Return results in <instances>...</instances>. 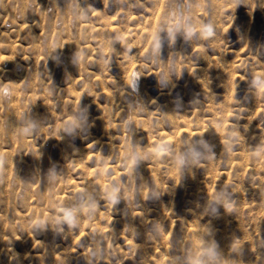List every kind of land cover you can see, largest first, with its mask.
<instances>
[{
  "label": "rangeland",
  "instance_id": "obj_1",
  "mask_svg": "<svg viewBox=\"0 0 264 264\" xmlns=\"http://www.w3.org/2000/svg\"><path fill=\"white\" fill-rule=\"evenodd\" d=\"M9 1L10 0H6L4 2L3 0L2 2H4V4L0 2L1 10H3L4 8H7V6H9L8 10L10 12H12L14 9L12 13L15 15V19L13 18L14 15L13 16L11 15L12 17L10 18V20L11 21L13 20L15 24H16V21L18 24L19 21L23 20V22H21L22 24L20 22L19 24L23 26H31L32 24L33 26L31 27L33 30L31 29V30H28L27 32L26 31L17 32L18 34L16 32H9V33H6L8 34L7 35L8 37L3 36L5 34L4 33L2 35V37L4 38L0 37V44H1L0 45V57H3L2 55L10 56L9 54L13 53L11 54L10 57L15 59V63H16L17 60H18L17 62H19L22 58H24V57H20V60H19V56L21 52H24L25 58L27 56L31 58L33 55L32 52L35 53L36 51V53L35 55H33L34 58L33 57L31 58L33 60L31 59L28 60V57H27L26 61L27 62L29 61L28 63L26 62L25 64V62H21L22 64H25L23 65V68L25 70L28 69V72L24 71L23 69V72H24L23 74L25 75H22V73L18 74L19 71H15L10 63H7V62L5 63V62L0 61V68L1 67L3 68V73L1 72L2 69H0V85L1 84L3 85L4 82L7 83V81L8 83H11L9 82V79H11V81L13 80L12 82L13 85L16 82L15 86H18V88L15 87L16 88L15 91L17 90V92H14V93H16V96H17V97L15 96L16 99L19 100L17 101L16 99H13L15 98L14 96L10 97L8 95L9 96L8 97L7 94L2 95V93H4L3 86L5 84L3 86H0V89H1L0 91V123H1L0 124V153L2 149V155L0 154V171L2 170V172H0V176H1L0 179H2L0 180V183H1L0 184V245H1L0 246V255H1L0 258H2L3 256V259L2 260L0 259L1 260L0 264H6V263L9 264V262L10 264H14V263L15 264H35V263L36 264L38 263L50 264L51 262H52L51 264H57V263L61 264L59 260L58 262L56 261L55 263H53L55 261L54 259L55 254H57L56 258L57 259L60 258V261H62L63 264L65 263L66 264H69V263L70 264H95L96 262H97L96 264H102V260L104 261L103 264H105L106 262L107 264H109V262L110 264L111 262L112 263L114 262L113 264H115V262L116 264H119L120 263L118 261L120 259L119 257L123 258L125 255H126L125 256L126 258H123L125 262L123 260V263H120V264H127V263L137 264L138 262L139 264H144V263L146 264L145 259H148L147 258L148 255H149L148 256L149 258L150 257L155 258L154 256H156L157 251H155L156 254L153 252L158 247L159 248L157 250L158 252L160 251L159 254L161 255L163 254L162 255L163 258L161 256L160 257L157 256L159 257L157 259L156 257L157 262L159 261L160 263L161 261L160 264H163L162 262L164 258H165L164 264H170V263L173 264L172 261L170 262V260L174 261V258H175V261H174L175 264L177 260H178L177 264H201L202 262L205 263L206 261H207L206 262L207 264H264V147H262V145L264 144L263 143L264 140H260V139H264L263 138L264 135H262L264 134V0H113V1L112 0H55L56 4L54 3V5L50 4L51 2L48 3L49 0L47 1L46 0H21V1L16 0V2H14L15 0L13 1L11 0L12 3L10 4H9ZM6 2H7V5H6ZM18 2L19 3L21 2L22 6L25 3L26 4L25 6L20 7L21 4L18 5ZM30 2L32 5L31 4L29 5ZM49 4L53 7H49L50 6ZM28 5L31 8L30 10L31 13H29V10H28L30 8H27ZM10 6L12 7L10 8ZM23 8H27V9H24L26 13L23 10ZM53 9L54 10L57 9L58 12L57 10L54 12ZM1 10H0V15H2ZM15 11L17 13H14ZM93 12L101 13L100 15H104L102 16V18L109 16L110 17L109 19L106 18L109 21H107L106 19H102L99 14L98 15L96 14L95 16ZM103 12L106 14H104ZM61 13L62 15H59ZM29 14H30V18L28 17ZM58 16H63L62 18L65 21L66 26L64 25V22H62L63 24L62 26L60 22L62 20H59L60 17ZM94 16L96 17V19ZM132 16H134L136 19L133 18ZM16 17H18L19 20L18 18L16 19ZM27 17L29 19H27ZM131 17L132 19H130ZM146 18H149V19L145 20ZM78 21L79 22L84 21L86 25L88 24L89 26L87 25L86 27V25L83 24L84 22L83 23L81 22V23L86 27V29L87 28L89 29L86 30L84 26L81 25ZM96 21H98V23ZM153 21L155 22V24H153L154 23ZM105 22L107 23L108 28L104 27L106 26L104 25L106 24ZM109 22H111L112 24H110ZM77 23L80 24L79 28H78L79 24L77 25ZM99 25L100 27L97 28ZM64 26L65 27L68 26L67 30L69 29V31L65 30L64 32V30H61ZM101 26H102V29H101ZM141 26L142 28L146 27L143 30L148 29L146 30L147 32L144 31L145 33H148V34L144 35L145 34L144 32L142 31L140 32V30H142ZM83 28L85 30L84 33L82 32ZM95 28L98 30L96 31ZM138 28H141V29H138ZM101 30H104V31L101 34H99ZM30 31L32 34L33 33L37 34L35 36L34 34L32 35L34 36V38L37 36L36 37L37 41L32 40L33 37L31 36V33L30 34L28 33ZM78 32L80 33L77 34ZM137 32H140V33L136 34ZM40 34H42L41 37H39ZM82 34L83 35L85 34V35L83 36ZM77 35L78 36L80 35L81 38L84 37L83 38L84 40L83 39L81 40V38L78 37ZM57 36L60 37L59 41L61 42V44H59L60 46H58L56 50H53L52 47H50V45ZM3 39H6V40L3 41ZM31 40L33 41V43ZM9 41H11L12 45L14 43V45L12 46ZM5 42L6 43L9 42V43L6 44ZM15 42H17L18 45H15L17 44ZM84 43L88 46L85 47ZM20 44H22L23 46L22 45L19 46ZM33 44L34 45L36 44L35 47ZM63 44H65V46H63ZM69 44H71V46H69ZM5 45L7 46L5 47ZM25 46H27V48ZM17 47H20V48L17 49ZM28 47H30L29 48L30 50L28 49ZM32 47H34L33 48L34 51L31 50ZM5 48H7L8 50ZM14 48L16 49V51H13L15 50ZM9 50H10V53H9ZM27 50L28 52L26 53ZM92 51L94 52L92 53ZM95 52L99 54L101 53L100 56L97 55V53ZM21 54L23 56V53ZM92 55L93 57L98 56L99 58L95 57L98 60L93 58ZM86 57L88 59L92 58L93 61L95 59L94 61L95 63L91 59L90 60L87 59L88 61L93 62L94 69H93L92 64L90 62H87ZM213 58H215V61H213L214 60ZM211 59L213 60L211 61ZM67 60L71 64L70 69H68L69 66L67 67L66 65L68 62ZM74 61H75V66L72 65L74 63H71ZM77 61L79 63L81 62L82 63L77 65L78 64ZM121 61L122 62L124 61L127 63H124V62L122 63ZM217 61L219 62L217 63ZM96 63L99 65H96ZM131 63H132L131 68H134V66L136 67L138 65L137 67L138 75L140 72L141 73L140 76L142 78L138 77L139 80L137 81L143 85V89L145 87L144 89L145 94H142L143 93L142 86L141 84L138 83L139 85L138 87L140 88L138 90L139 91L142 90L141 98L144 99L145 97V99L144 100L142 99L141 101L142 108L140 107L138 109H135L137 114L135 113V111L131 109L129 105L130 103L125 101L124 103L126 105V108L125 106L123 107L124 100L123 99L120 100V97H119V92L121 91V88L123 87L121 79L125 77L124 76L125 72H126L125 75L128 73L127 71H129V68H130L129 65ZM134 63L135 64L137 63V65H133ZM123 64H125V67H127V69L125 67L123 68L124 66ZM192 66L193 68L195 66L194 68L195 70L198 66L199 68V70L197 68L198 72L192 69ZM224 66L225 68L226 67L227 68L223 69ZM4 67L9 68L7 69L8 72L5 70L7 73L4 72ZM11 67L14 72L9 71L11 70L10 69ZM95 67L97 68L95 69ZM203 67H204V70H203ZM72 68L74 70H72ZM83 68H85L84 71L87 70L88 72L86 71L84 72ZM200 68H202L201 72H199ZM89 69L90 71L98 69L97 70L98 72L93 71L92 72L93 74H92L89 71ZM122 69H124V72ZM134 69L136 71V68ZM71 70L74 72H71ZM101 70H102V75L101 74L99 75L98 73H101ZM10 72L12 74L9 75ZM31 72L34 75H36L35 76L36 78L34 77V75L32 77ZM94 72H97L98 75L95 74ZM88 73H91L90 74L92 76L90 77L92 78L91 81L88 80L90 79L89 77L88 79L86 78V80H84L85 77L90 76ZM94 74L96 76H94ZM67 75L73 79V83L71 82L72 80H70V78ZM73 75L75 79L74 77H72ZM79 75H80V78H78ZM117 76L120 79H117L118 78ZM122 76L124 77L122 78ZM97 77L99 78L103 77L104 79L102 78V80L101 79L99 80ZM31 78L34 79V83L32 81L33 79ZM94 78H97V80ZM111 78H113V80ZM29 80H31V83ZM87 80H88L87 84H89L90 82L92 84H90L89 86L85 85L86 84L85 82H87ZM93 80H96L97 82L96 81H95L96 83L92 82ZM198 80L199 81L201 80L200 81L201 83L204 81L203 83H205L206 85H204L203 83L202 84L200 83L201 85H204V87L201 86ZM35 81L37 82V85ZM83 82H84V87H82ZM93 83H94V86H97V87L92 86ZM117 83H120V84H117ZM26 84L28 85L30 84V85L27 86ZM31 84H35V85L31 86ZM99 85L100 86L102 85L103 87L99 88V91H98ZM120 85L122 87H120ZM85 86H87L89 90L87 87L86 89ZM19 87H21L20 91H19ZM55 87H57L58 89L56 90ZM59 87L60 88L63 87V88L60 89ZM65 87H68L71 93L69 92L68 89L66 90ZM114 87L118 88V90L115 89ZM82 89H84L85 91ZM90 89L94 91L91 92ZM100 89H102L105 93H103V91H100ZM58 90H60L61 94H59ZM105 90L106 91L108 90L107 94ZM72 91L74 94L72 93ZM74 91L75 92L77 91L78 93L77 92L75 93ZM33 92L35 95H33ZM18 93H20L19 96H18ZM29 93L31 94V96H29ZM86 93L87 94L92 93V94L87 95ZM25 94H28L29 97ZM103 94L107 95L108 97L107 96L104 97ZM113 94L114 95L116 94L117 96L116 95L114 96ZM159 94L160 96H158ZM62 95L64 98L62 97ZM66 95L70 97H68L67 99ZM71 95L75 97V99H76V95H78L77 99L74 100V98ZM112 95H113V98H112ZM25 96L27 97L25 98ZM224 96H225V100H224ZM115 97H116V100L114 99ZM139 97L140 96L138 95V99H140ZM7 98L8 100L6 101ZM71 98L73 99L71 100ZM106 98H107V101L104 100ZM192 98L194 99L197 98V100L196 99L192 100ZM108 100L109 102L110 101L112 102L115 100L113 102L114 105L111 102L109 103ZM10 101H11V104L13 103L15 105V107L13 104L11 106ZM117 101L120 102V105H121L120 107L124 109V112L119 107H117L119 106L117 105L118 103ZM143 102L145 103V105H143L144 104ZM162 103L165 104L164 106H166L165 111L168 112V113L165 112L166 115L163 113L164 107ZM104 104L107 107V109L104 106ZM96 107L97 109L95 110ZM102 107L105 110H102L101 109ZM127 107H130L131 110H128L129 108ZM116 108H119V110H117ZM166 108L168 111L166 110ZM127 110H128V113H127ZM171 110L173 111V113L178 112V113H175L176 116L179 114L181 115L176 117L175 114H172ZM105 111H107L106 112L108 113L107 115L105 114ZM117 111L119 112L122 111L123 114H121V112L119 114V112ZM187 111H190L191 114L193 113L196 114L195 117L196 118L198 117L199 121L196 118L193 119L194 114L192 118L188 119L191 114L190 112H187ZM98 112L99 113L101 112V113L99 114ZM215 112L217 113L214 114ZM218 112L221 114H219ZM182 113H185V115L187 114L186 117H184V114ZM111 114H116V115L119 114L120 118L121 119L123 118V121L122 122L119 121L120 120L119 115L118 117L115 118L116 115L114 116ZM124 114H126L127 117L126 115L123 117ZM131 114H133V116H131ZM167 114H169L170 118L172 117L174 119L173 120L171 118V120H169V121H172L171 122L172 124H170V122L168 123L167 119H169V117H167ZM212 114H214L213 116H217L218 119L216 120L213 119V121H209L208 120L210 118L209 116H212ZM97 115L100 117H98ZM163 115L165 119L163 118ZM106 116L107 117L109 116V118H107ZM134 116L136 119L140 117V119H142V123L140 124L138 122H135L136 123L135 124L133 123V121L130 123L131 120L129 122H126V120ZM180 116H181V120L185 119V121L187 122H183V120L181 121L179 119ZM201 116H202V121L200 120ZM213 116L210 118L211 120L212 118H216ZM94 117L96 118L95 120L96 122H94V119H95ZM102 117H103V120H102ZM203 117L204 119H207L208 117L209 118L206 120V122H204ZM111 118L114 120V122L113 120H111ZM144 118H145V121H144ZM175 118L176 119L178 118L179 120L177 119V121H175L176 120ZM97 119L98 121L100 120L101 123L100 121L97 122ZM7 120L10 122H14V125H16L14 126V129L16 127L17 131L15 130L11 133L10 130H7ZM104 120L105 122L103 123ZM190 120H192L193 122H191ZM214 120L218 121V123L217 122L214 123ZM108 121L110 122L109 125L107 123ZM112 122L113 124H111ZM145 122L147 124L146 126H144ZM190 122L192 124L191 127H189L190 125H188L190 124ZM199 122L200 124H198ZM201 122H203L204 124L207 123V125L206 124L205 126L201 125L202 124ZM96 123H98L97 124L98 127ZM196 123L198 127L199 125H201L200 126L201 128H196L197 127L195 126ZM114 124L116 125L115 129H114L115 127ZM120 124L122 125V127H124L122 128L123 131L122 129L121 131L118 130L117 126H119L120 128L121 126ZM214 124H218V126H216L215 128ZM112 125H113V128L111 129L110 126ZM174 125H176L177 128H180V129L173 128ZM179 125H181V127ZM125 126L127 130V136L125 133H123V132H126ZM171 126H172V129H170ZM186 126L188 129L186 128ZM142 127H144L145 130ZM192 127H195L196 129H193ZM217 127L219 128L217 129ZM100 128L103 130H101ZM208 128L211 131H208ZM14 129H11V131ZM173 129L175 131L181 130L183 133L181 132L180 134V131L179 132L176 131L177 133L175 134H178V133L179 134L175 135ZM197 129L200 132L202 131V129H204L203 131L204 134L202 132L200 135H197V138H195L196 136H194L193 133L197 134L198 132ZM110 130H112L113 133ZM139 130H141V132ZM184 130H186L187 133L184 132ZM189 130H190V136L193 134L191 138L190 136H188ZM213 130H214V133H212ZM138 131L140 133L139 136L137 133H135ZM215 131H217L216 134H215ZM105 132H107V134ZM121 132L123 133V135ZM222 132L223 134H220ZM99 133H103V134L101 135ZM207 133H209V135L211 133L212 134L206 138L204 136H206ZM129 134L133 135V137L136 139L131 137ZM186 134L188 137L186 136ZM213 134L215 137H217V140L216 138H214ZM172 135L175 138L172 137ZM222 135H224L225 137L223 136L222 138ZM258 135H259V138H258ZM118 136H120L119 140H118ZM121 136H122V139H121ZM199 136H201V138ZM211 136L213 138H211ZM164 137H169V138H164ZM199 138L202 139L203 141L199 140ZM205 138L209 140L206 141ZM224 138L228 142L227 141L223 142ZM176 139L177 141H179L178 144H175L177 143ZM194 140H197L198 143L192 142ZM211 140H213V143L215 142L216 144L214 143L215 144L214 145L211 142ZM28 141L30 145H28L29 144L27 143ZM121 141H125L124 142L125 144H123V142ZM171 141L173 142L172 144H171ZM120 142L121 144H119ZM220 142L223 144V146L221 145ZM226 142L228 143V145ZM128 143L130 147L127 145ZM173 144L179 145V146L176 147ZM186 144L189 145L188 147H190L191 149H189ZM194 144L197 145L196 147L199 149H197L196 147H193L195 146ZM204 144L206 146L209 144L213 145V146L209 145L210 146L209 148L210 149L212 148V150H210L208 147L205 148L206 146ZM123 145L125 146V148L123 147ZM136 145L140 148L139 150ZM132 146H135V150ZM115 147L116 149L118 148L117 149L118 151L115 149ZM121 147L123 148L121 149ZM126 147L129 150L126 149ZM192 147H193V150H192ZM119 148L121 150L125 149L127 151L124 150L120 152L121 150H119ZM149 148L151 150H149ZM245 148L246 150L249 149L248 154L247 153L245 154V152H247ZM136 149L138 151H136ZM202 149L204 153L202 152ZM204 149H207V150H204ZM213 149H215V151ZM130 150L132 151V154ZM142 150L143 152L145 151V153H143ZM237 150L239 152H237ZM31 151H33V153L35 151V153L33 154ZM136 152L139 154H136L135 156ZM234 152L235 153L237 152V153L235 154ZM116 153H118L117 155L122 154L118 156L119 159L116 157ZM175 153H176V156L174 155ZM208 153L210 155L214 154L215 156L212 155L213 157L212 156L210 157ZM229 153H233L236 158H237L238 153L240 155L244 153L243 158L242 157L240 158L239 157L240 155L238 156L239 162L241 161L240 164L242 163L241 164L242 166H240L238 160H236V158H234V156H232V154L230 155ZM123 154H125V156H123ZM171 154H172V157L174 158L170 156ZM198 154H201L202 156L204 155L203 157L201 156L203 159ZM196 155L199 156L200 160L198 159ZM206 155H209L207 156L209 160L206 159ZM137 156H140V157L138 158ZM1 157L3 159H1ZM129 157L130 159H132L133 162L129 159ZM244 157L245 158L247 157V158L244 159ZM187 158L190 161L189 163L187 161L188 160ZM215 158H218L219 160L217 161V159ZM174 159L178 160L177 161L178 163L175 161L177 165L174 163ZM192 159L194 160L198 159V160L196 161L193 160L192 162ZM234 159L236 163L234 162ZM125 160L127 162L129 161L128 165L131 167L127 165V162ZM212 160H213V163L215 164L213 163L209 164V161L212 162ZM231 160L233 162H230ZM116 161H118L119 164L116 165L117 163ZM170 162L172 163V165ZM21 163L23 164V166ZM130 163H133V164L130 165ZM199 163H201L202 165ZM203 163L204 165H206V167L207 166L210 167L212 164L214 166L216 164H219V165H216L217 169H214V172L215 170L217 171L216 174L214 172L212 173L213 168H214L213 165L211 166L210 169H208V167L206 168L205 166H203ZM109 164H112V165H109ZM113 164L115 168H112L114 167ZM139 165L141 166L139 167ZM147 165L151 167V169L146 168ZM11 166H13V169ZM124 166L126 168L129 167L130 169L128 168V170H126ZM174 166H176V168H174ZM137 167L139 168V170H137L138 169ZM29 168L30 169L34 168L31 171L32 174L30 173ZM10 169H12L14 172L10 171ZM94 169H97L98 171L97 170L94 171ZM113 169H114V172H113ZM147 169H149V171ZM129 170L134 171V172H131ZM141 170L147 172L146 176H144L145 174H142ZM209 170H211V172ZM90 171L91 173L94 172L93 174H94L95 179L93 177V174L90 173ZM123 171H125L127 178L125 177V174L123 173ZM126 171H129L132 174L129 172L127 173ZM208 171L212 173L211 176L213 174L214 175L212 177L209 176L210 173L208 174ZM24 172L25 174H27V178H26V175H24ZM150 172L151 173L153 172L155 174L153 173L151 174ZM222 172L224 173V175ZM14 173H15V177L18 179H16L15 177L11 179L12 176H14L13 175ZM115 173H117L116 175L117 177H119L118 175H120L118 179L117 177L115 178ZM149 173L153 177H151ZM97 174H99L98 175L99 179L98 177H96ZM22 175L24 177H22ZM32 175L34 176L32 177ZM112 175L114 176V179ZM129 175H131V178H129L131 179V181H127ZM132 175H134V178ZM190 175H191L190 178L192 179L189 180ZM219 175L221 176V178H219ZM110 176H111V179H110ZM123 177L125 178V180ZM137 177H138V180L136 179ZM208 177H211L212 179ZM9 178L11 182L13 181V183H11L10 180H8ZM20 178L25 179V180L23 181L21 179L22 180L21 181ZM96 178L99 180V181L97 180V182H100L98 183L99 187L103 184L105 185V186L103 185L104 187L101 186L100 190H99L97 182L96 183L94 182L93 184V181H96ZM141 178H142V181L144 182L141 181L142 183H139ZM115 179H117L118 182ZM19 180L21 182H19ZM41 180L43 183L41 182ZM132 180H133V183H132ZM136 181L138 183L137 184L138 187L135 185ZM25 182L27 186L21 184V183L25 184ZM127 183L128 184L130 183L129 186H126L128 185ZM131 183L133 184V186ZM7 184L8 185L10 184L11 187L9 188H12L9 190L10 194L8 191L9 188ZM4 185L6 186L7 190H5ZM115 185H117L116 188L118 190L115 189ZM124 185L126 186V188ZM75 187H77V189ZM78 187L82 189H79ZM87 187L90 192L88 194L86 192L88 191L86 189ZM93 187L96 188V192L97 190H99L97 194L100 195L99 196L100 199L98 198V195L94 193L95 190L94 192H92ZM121 187H124V188L122 189ZM258 187H261V188L256 189ZM130 188L132 190H130ZM103 189H106L104 190V193L105 192L107 193L108 191L109 193V194L107 193L108 196H106V193L105 194L103 193ZM126 189L128 190L127 193H126ZM22 190H23V193H21ZM115 190L117 191L116 193H115ZM119 192H121L123 196L122 194L118 195L120 194ZM46 193H48L47 196H46ZM113 193H115V195ZM128 193L129 194L131 193V194L127 198L126 195L128 196ZM93 194L96 195L94 196L96 200H94V202H91L92 200L90 199H94ZM112 194L116 196V198H113L114 196ZM42 195L44 196V198ZM90 196L91 198H89ZM60 197L63 199V201ZM101 197L108 200L109 203L107 201L105 205L104 204L105 202H103V199ZM58 198L59 200L61 199L59 203L61 202L62 204L57 203ZM19 199H20V202L18 203ZM116 199L117 200L124 199V200H122L121 202L119 201L121 203L120 204ZM111 200H113L112 202H114L113 204L114 208L116 206L115 202H118V205L120 204L119 205V207L121 206L120 208L118 207V205L115 208V209L118 208L117 211L116 210L114 211L113 208H112L113 211L112 209L110 210L112 206ZM44 201L45 202L47 201L49 203L47 202L45 203ZM100 202H102L105 207ZM83 203L85 204V206L83 205ZM6 204H8V206ZM107 204L108 206L109 204L111 206L106 208ZM9 205L11 209L9 208ZM73 205L77 206L78 208ZM151 205L152 207H150ZM13 206L15 209L13 208ZM29 206H30V209L31 207L34 208V209L32 208L33 210L32 212L31 210H29ZM86 206L89 208L95 207L94 208L95 210L91 209V211H89L90 209L86 208ZM123 206L126 208H124ZM61 207H64V208H61ZM72 207L74 209L76 208L75 209L76 211L74 210L75 213L72 210ZM82 207L86 208L85 209L86 212L84 213L85 216L84 214L81 213L84 211V210L82 211L83 209ZM159 207H161L162 210L159 209ZM57 208L58 209L60 208L59 209L60 212ZM103 208L105 210L106 209L108 210L109 208L108 211L110 213L108 212V215L110 217H107V214H105L107 210L105 211ZM122 208L123 210H121ZM150 208L152 209V211ZM8 209H10L11 212L17 213V215L12 214L10 210L8 211ZM119 209L123 211V213H121ZM124 209L126 210L125 213L127 215H128V212L129 214L131 213L130 215H132V213L134 214L131 216L133 217V219L124 213ZM131 209L133 211L135 210L136 212L135 211H134L135 213L132 212ZM187 209H188V212L185 211ZM93 210H94V213L96 210H98L95 213L96 215H94V213L92 212ZM137 211H138V215H137ZM149 211H150V214H149ZM155 211L157 213H155ZM9 212L14 217L10 216L11 214H9ZM62 212L63 214H61L62 215L61 217V215L59 214ZM101 212L104 213L103 214L104 217H101L102 216ZM118 212L120 213L118 214ZM151 212H154V213H151ZM70 213H72L73 215ZM158 213L160 215H157L156 217L158 216L160 217L159 218L160 220H158V222L160 221L159 225L157 222V218L155 217V215H153V214H158ZM120 214L122 215L123 219H120L122 218ZM151 214H152V217H151ZM69 215H70V218H69ZM99 215H101L100 216L101 219L99 218ZM105 215L107 218H110V219L106 221ZM119 215L120 217H117ZM140 215H142L143 218H141ZM71 216L72 217L74 216V219L71 218ZM112 216L113 218H111ZM9 217L11 218L8 219ZM85 217H88L87 220H85L86 219ZM115 217L117 218L115 219ZM150 217L153 218L151 220L152 223L150 221ZM214 217H216L215 219H218L217 222H214L215 220ZM98 218L100 221L97 220L96 222L97 223L100 222L101 223L100 226L102 228H103V225H105L104 226L105 228H103V230L99 226L100 223L99 224L96 223V226H99V229L98 227H95L94 223H95V220ZM45 219L46 221L48 220L47 221L48 223L44 222ZM128 219L129 220L132 219L130 222L131 223L133 222L132 225L135 224V226L136 225L141 226V223H142L143 225L142 228L141 227L135 228V226H133L131 231L129 232V229L131 228V224H129ZM140 219L142 220L144 219V220L143 221L141 220L142 222H140ZM146 219H148V221ZM8 220H11V221L9 222ZM82 220L85 222L86 221L91 222L90 224L91 227L90 225L83 226L85 225V223H83ZM102 220L103 221L105 220L104 222L106 224L102 223L101 222ZM114 220H117V221L121 220L120 222L123 221L122 222L123 224L121 223L122 228L119 227L121 224L119 225L118 222L117 224L115 222L111 223ZM153 220H156V222ZM76 221L78 224L75 223ZM149 221L151 224L149 223ZM212 221L214 222V224ZM40 222H41V225L39 224ZM153 222H155L156 225ZM182 222H184L185 224ZM70 223L72 224L70 225ZM92 223L94 226H92ZM188 223H190V225H188ZM210 223H212V225ZM80 224L81 226H79ZM108 224H110V226L113 228L116 226L115 231H113L114 229L111 230V227H110V230L112 231L111 235L109 233L110 231L109 232L107 231L109 230L107 229ZM127 224L130 225V227L129 225L127 226L129 227L128 230L125 228ZM3 225H4V228L6 225L8 227V230H6L7 228L6 227L4 231ZM8 225H10L11 228H9ZM73 225L76 227H74ZM184 225L185 226L188 225V229ZM220 225H221V228H219ZM159 226L162 229L156 228ZM192 226L193 227L197 226L196 228L198 229L199 227V229L197 230L196 228H192ZM189 227L192 228V230L194 229L193 233L195 232V230H197L196 233L193 234L191 232L192 230L189 229ZM203 227H206V228H203ZM211 227L212 228L217 227L215 229L216 232L213 231L214 229L212 230ZM90 228H95L97 229V231L93 229L90 230ZM119 228L123 230L122 231L123 234L119 232V235H118L117 231H119ZM134 228L136 230L138 229L137 235L139 236H136V233H135L136 230ZM185 228L188 231L185 230ZM200 228H201V231L202 229L203 231L204 229H206V232L204 233L202 232L199 235ZM105 229L107 230L105 231ZM133 229H134V232H133ZM139 229L140 230L142 229V230L139 231ZM152 229H154L155 231L154 234H153L154 231ZM207 229L210 232L213 231L212 235L211 234L209 235L210 233L209 231H208L209 233L207 234ZM81 230H82V233H80ZM84 230L86 233H84ZM161 230L165 232L164 234H162L164 236L160 234L161 232L159 231ZM6 231L7 233L5 234ZM90 231H91V234L89 235ZM93 231H95V234ZM186 231L187 233L188 232L189 233L187 234ZM100 232L105 234L104 236L105 238L103 236L102 238L100 237L102 235V233L100 234ZM113 232L115 233L113 234ZM138 232L140 233L138 234ZM141 232L143 233L141 234ZM221 232H224V233H221ZM83 233L85 234V238L87 237V241L85 238H83L84 235L81 236ZM98 233H99V237H98ZM129 233L131 234L134 233V234L131 236ZM150 233L151 235L153 234L152 235L153 238L150 235ZM2 234L6 236L2 237ZM106 234L107 236L108 235L109 236L107 237ZM127 234H129L130 236H128ZM190 234L192 236H190ZM204 234L205 236L207 235L206 237L207 240L206 239L203 240V238H205ZM219 234L222 236H220ZM143 235L146 237H144ZM8 236H10L9 240H7ZM90 236L91 237L93 236L92 237L93 240L95 239L94 242L91 241L92 238ZM128 237L131 240L133 239L132 241L136 245V246L134 245L136 248L139 249V245H140L139 250L134 249V248H133L134 250L132 249L131 245L133 244L131 242L128 243V241H131ZM139 237H140V240H139ZM155 237L161 238V239L157 238L158 241L160 240L159 242L161 244L157 242ZM31 238L35 239V241L36 239L40 240V243L38 240H37L38 241L37 245H36L37 241L35 242L34 240H31V242H35L34 244L30 243L29 240ZM125 238H128L129 240H125ZM163 238L168 242V244L166 242V245H165L166 247L163 244L165 243V240ZM41 239L43 240L42 242L44 244L41 242ZM104 239H106L105 241L106 244L103 243ZM150 239L153 242V244L151 241H149L151 243L147 246L148 241L146 240H150ZM10 240L12 242V245L10 244L11 242H8ZM13 240H15L16 243L13 242ZM205 240L206 242L208 241L207 242L208 245L207 243H200L201 241L205 242ZM3 241H5L4 244H3ZM25 241L28 243H26ZM50 241L54 243H51ZM18 242H22L21 245L23 244V246L24 245L25 246L24 247L21 246L20 243ZM86 242H89V243L87 244ZM95 242H96L97 247H98V242H100L99 248H96V247L94 248V246H96L94 244ZM45 243L47 245H45ZM92 243L94 246L91 245ZM142 243L144 244L142 245ZM18 244L20 246H18ZM39 244L40 245L42 244L41 250L39 248L40 247ZM51 244H53L54 246L52 247ZM137 244H138V247H137ZM159 244L163 247V249L167 248V246L170 245L169 246L170 249L168 248L166 250L164 249L165 251L164 252L163 249H161ZM198 244L200 247L201 245L205 244L204 247L206 246L205 248L206 249L208 248V251H206L204 248H201L202 249L201 250ZM235 244L236 245L238 244V246L237 247L233 246ZM49 245L52 247V248L50 247L51 249L49 248ZM90 245L94 249L92 248L90 249V247L88 248V246ZM109 245H112L113 247L112 246L109 247ZM114 245H116V248ZM144 245L147 249V250L145 249L146 251H144L146 252L145 254L144 252H142V250H144L145 248ZM155 245H157L156 248L154 247ZM47 246L50 249V253H49V249L45 248ZM57 246L60 247V249ZM197 246L199 248H197ZM2 247L4 248L3 249L4 252L2 251ZM18 247H21V249L19 248L20 249L19 250ZM36 247L39 248V250H37ZM103 247H105L106 250ZM117 247L119 248L117 249ZM148 247L150 249H148ZM54 248L55 250H53ZM62 248L63 249L65 248L63 250L64 253H60V250H62ZM111 248L112 249L114 248V249L112 250ZM22 249L25 250L24 251L25 253H22L23 252L21 251ZM102 249L105 251H103ZM174 249H176L175 251H177L178 254L175 253ZM151 250L153 251L151 252ZM170 250H172V253H170ZM204 250L206 251L205 252L206 254L207 252H209L207 256L203 253ZM10 251L11 253L12 251L13 252L15 251V253L11 255ZM96 251H97V254H95ZM27 252H30V253H27ZM136 252H139L140 254L139 253L136 254ZM3 253H6V254H3ZM26 253L29 254V257ZM31 253H33L32 255L38 254L37 256H40V258L42 256L45 257V255L47 256V254L48 256L51 255V258H50L51 260L48 261L49 257L47 256L48 259L47 257L45 258L42 257L44 260L47 259V261L45 260V262H43L44 260L43 259L41 260L39 257L38 258L42 262L38 259L35 262H33V260L30 258ZM82 253L84 256L82 255ZM98 254L100 258L102 257V260L98 257ZM103 254H105V256L107 255L109 258L107 256L105 257ZM169 254L174 257L171 258ZM173 254H176L178 257ZM219 254L222 257H219L220 256ZM21 255L22 256L24 255V256L22 257ZM142 255H146V257ZM15 256H17L18 258ZM19 256H21L22 259L21 257L19 258ZM103 256L105 257V259L106 258L107 259L104 260ZM129 256H130L129 260H126ZM169 256H170V260L168 258ZM117 257L119 259H115ZM8 258H11L10 260L12 261V263L11 261H9ZM13 258L14 259L17 258L15 259L16 262L13 261ZM95 258H97V260ZM132 258L133 260L138 259L137 262L135 260L132 261ZM167 259L169 261H167ZM64 260L67 262H65ZM107 260H110V261H107Z\"/></svg>",
  "mask_w": 264,
  "mask_h": 264
},
{
  "label": "bare ground",
  "instance_id": "obj_2",
  "mask_svg": "<svg viewBox=\"0 0 264 264\" xmlns=\"http://www.w3.org/2000/svg\"><path fill=\"white\" fill-rule=\"evenodd\" d=\"M2 1H3V0H0V2H2ZM5 1H6V0H4V2H5ZM12 1H13V0H12ZM19 1H21V0H19ZM46 1H47V0H46ZM53 1H54V2H53ZM53 1H52V0L50 1V0H49L48 3L51 2L50 4L54 5L55 0H53ZM112 1H113V0H112ZM4 2H2V3L4 4ZM14 2H16V0H15ZM25 2H26V1H25ZM42 2H43V1H42ZM44 2H45V1H44ZM105 2H106V1H105ZM114 2H115V1H114ZM2 3H1V4H2ZM10 3H12L11 0L9 1V4H10ZM23 3H24V2H23ZM32 3H33V1H32ZM13 4H14V3H13ZM20 4H21L20 7H23V6H25L26 3L22 6V3H21V2H20V3L18 2V5H20ZM30 4H31V2L29 3V5H30ZM50 4H49V5H50ZM55 4H56V3H55ZM6 5H7V2H6ZM11 5H12V4H11ZM29 5L27 6V8H30ZM31 5H32V4H31ZM33 5H34V4H33ZM0 6H1V5H0ZM55 6H56V5H55ZM2 7H3V6H2ZM5 7H6V6H5ZM8 7H9V6H7V8H4V9L2 8L3 10H1V8H0V10H1V14H2V15H0V37H1V38H4V37H2V35H3L4 33H5V34H6V33H9V32H16V33H17V32H21V31H26V32H27L28 30H31V29H32V27H31V26H33L32 24H31V26H23V25H20L19 22L21 23V22H23V20L18 22L19 25L17 24V21H16V24H15V22L12 20V21L14 22V23H13V22L10 20V18L14 15V14L12 13V12L14 11V9H13L12 12H10V11L8 10ZM11 7H12V6H10V8H11ZM49 7H53V6L50 5ZM27 8H23V10H24V9H27ZM56 8H57V7H56ZM6 9H7V10H6ZM21 9H22V8H21ZM54 9H55V8H54ZM54 9H53V10H54ZM28 10H29V13H31V12H30L31 8L28 9ZM56 10H57V9H56ZM56 10H54V12H55ZM16 11H17V9H16ZM16 11H15L14 13H17ZM18 11H19V10H18ZM24 11H25V10H24ZM57 12H58V10H57ZM62 12H63V11H62ZM96 12H97V11H96ZM96 12H93L95 16H96V14H97V15H98V14H99V15L101 14V13H96ZM11 13H12V14H11ZM25 13H26V11H25ZM103 13H104V12H103ZM20 14H21V12H20ZM104 14H106V13H104ZM11 15H12V16H11ZM18 15H19V14H18ZM18 15H17V16H18ZM59 15H62V13L59 14ZM92 15H93V14H92ZM63 16H64V15H63ZM63 16H58V17L62 18ZM95 16H94V17H95ZM100 16H101V18H102V16H104V15H100ZM106 16H107V15H106ZM19 17H21V16H19ZM24 17H25V16H24ZM28 17L30 18V14H29ZM28 17H27V19H29ZM132 17L135 18L134 16H132ZM132 17H131L130 19H132ZM13 18L15 19V15L13 16ZM17 18H18V17H16V19H17ZM25 18H26V17H25ZM60 18H59V20H62V21H60L61 24H62V22H64V25H65V21L63 20V18H62V19H60ZM106 18L109 19L110 17H109V16H108V17H105V18L103 17L102 19H106ZM151 18H152V17H151ZM23 19H24V18H23ZM95 19H96V17H95ZM98 19H99V18H98ZM98 19H97V20H98ZM135 19H136V18H135ZM135 19H134V20H135ZM147 19H149V18H146L145 20H147ZM18 20H19V18H18ZM106 20H107V19H106ZM26 21H27V20H26ZM79 21H80V20H79ZM79 21H78V22H79ZM102 21H103V20H102ZM107 21H109V20H107ZM30 22H31V21H30ZM81 22H82V21H81ZM81 22H79L81 25H83V24L86 25V23H85L86 20H85V22L83 21L84 23L82 22L83 24H82ZM96 22L98 23V21H96ZM100 22H101V20H100ZM100 22H99V23H100ZM146 22H147V21H146ZM150 22H151V21H150ZM153 22H154V21H153ZM31 23H32V22H31ZM79 23H77V25H78ZM105 23H106V22H105ZM109 23L112 24L111 22H109ZM21 24H22V23H21ZM28 24H29V23H28ZM80 24L78 25V28H79ZM103 24H104V23H103ZM148 24H149V22H148ZM153 24H155V22H154ZM29 25H30V24H29ZM87 25H88V24H87ZM87 25H86V27H87ZM95 25H97V24H95ZM95 25H94V27H95ZM104 25H106V26H104L105 28L108 26L107 23L104 24ZM150 25H151V24H150ZM62 26H63V24H62ZM65 26H66V25H65ZM65 26L61 29V30H64V32H65V30H67V27H68V26H67V27H65ZM83 26H84V25H83ZM88 26H89V25H88ZM102 26H103V25H102ZM102 26H101V29H102ZM86 27L84 26L85 29H86ZM96 27H97V26H96ZM99 27H100V25H99L97 28H99ZM59 28H60V26H59ZM81 28H82V26H81ZM81 28H80V29H81ZM84 28L82 29V32H83V33H84V31H85ZM92 28H93V27H92ZM105 28H104V29H105ZM107 28H108V27H107ZM136 28H137V27H136ZM141 28H142V26H141ZM141 28H138V29H141ZM144 28H146V27H144ZM144 28H142V30H140V32H141V31L144 32V31L148 30V29L143 30ZM87 29H89V28H87ZM87 29H86V30H87ZM93 29H94V28H93ZM95 29H96V28H95ZM110 29H111V27H110ZM138 29H137V31H138ZM32 30H33V29H32ZM78 30H79V29H78ZM97 30H98V29H96V31H97ZM99 30H100V29H99ZM108 30H109V29H108ZM67 31H69V29H68ZM94 31H95V30H94ZM103 31H104V30H101V31L99 32V34H101ZM82 32H81V33H82ZM135 32H136V31H135ZM140 32H137L136 34H138V33H140ZM146 32H147V31H146ZM28 33L30 34L31 31L28 32ZM79 33H80V32H78L77 34H79ZM133 33H134V32H133ZM144 33H145V32H144ZM144 33H143V34H144ZM5 34H4L3 36H7V35H8V34H6V35H5ZM13 34H14V33H13ZM17 34H18V33H17ZM17 34H16V35H17ZM33 34H34V33H33ZM33 34L31 33V36H32ZM123 34H124V33H123ZM143 34H142V35H143ZM146 34H148V33H145L144 35H146ZM35 35H37V34H34V36H35ZM41 35H42V34H40L39 37H41ZM82 35H83V34H82ZM84 35H85V34H84ZM84 35H83V36H84ZM31 36H30V38H31ZM34 36H32V37H33L32 40H33V41H37V40H36V39H37V38H36L37 36H36L35 38H34ZM43 36H44V35H43ZM45 36H46V35H45ZM77 36H78V35H77ZM147 36H148V35H147ZM7 37H8V36H7ZM78 37H80V35H79ZM45 38H46V37H45ZM59 38H60V37L57 36V37L55 38V40L51 43L50 47H52L53 50H56V49L58 48V46H60L59 44H61V42L59 41ZM80 38H81V37H80ZM83 38H84V37H83ZM83 38H81V40H82ZM8 39H9V38H8ZM8 39H7V40H8ZM38 39H40V38H38ZM86 39H87V38H86ZM86 39H85V40H86ZM4 40H6V39H3V41H4ZM32 40H31V41H32ZM83 40H84V39H83ZM33 41H32V43H33ZM1 42H2V41H1ZM9 42H10V44H11V41H9ZM9 42H7V43H9ZM12 42H13V41H12ZM5 43H6V42H5ZM7 43H6V44H7ZM15 43H17V42H15ZM29 43H30V42H29ZM29 43H28V44H29ZM86 43H87V42H86ZM84 44H85V43H84ZM0 45H1V44H0ZM11 45H12V44H11ZM13 45H14V43H13ZM13 45H12V46H13ZM15 45H18V43L15 44ZM21 45H22V44H20L19 46H21ZM30 45H31V44H30ZM33 45H34V44H33ZM35 45H36V44H35ZM35 45H34V47H35ZM6 46H7V45H5V47H6ZM8 46H9V45H8ZM22 46H23V45H22ZM63 46H65V44H63ZM69 46H71V44H69ZM87 46H88V45L85 44V47H87ZM3 47H4V46H3ZM9 47H10V46H9ZM25 47L27 48V46H25ZM30 47H31V46H30ZM30 47H28V49H29ZM34 47H32L31 50H33ZM1 48H2V47H1ZM11 48H12V47H11ZM15 48H16V47H15ZM15 48H14V49H15ZM18 48H20V47H17V49H18ZM23 48H24V47H23ZM26 48H25V49H26ZM137 48H138V47H137ZM5 49H7V48H5ZM25 49H24V50H25ZM35 49H36V48H35ZM96 49H98V48H96ZM7 50H8V49H7ZM12 50H13V49H12ZM12 50H11V51H12ZM19 50H20V49H19ZM22 50H23V49H22ZM29 50H30V49H29ZM90 50H91V49H90ZM92 50H93V49H92ZM98 50H100V49H98ZM13 51H16V49L13 50ZM33 51H34V50H33ZM96 51H97V50H96ZM27 52H28V50L26 51V53H27ZM93 52H94V51H92V53H93ZM9 53H10V50H9ZM21 53H23V56H22ZM21 53H20V56H19V60H20V57H24V58H22L19 62H17V61H18V60H17L16 63H15V59H13L12 57H10L11 54H13V53H10V54H9L10 56H8V55L5 56V55H2V54H1L3 57H0V58H1L0 61L5 62V63H6V62H7V63H10L11 66L13 67V69H14L15 71H19L18 74H19V73H22V75H25V74H23V73H24V72H23V69H24V68H23V65H25L26 62H27V61H26V58L28 57V56H27L28 54L26 55L27 57L25 58L24 52H21ZM26 53H25V54H26ZM29 53H30V52H29ZM32 53H33V55H35L36 51H35V53H34V52H32ZM32 53H31V54H32ZM95 53H97V52H95ZM17 54H18V53H17ZM100 54H101V53H100ZM100 54L97 53V55H99V56H100ZM33 55H32V57H33ZM93 55H94V54H93ZM93 55H92V57H93ZM95 55H96V54H95ZM4 56H5V57H4ZM29 56H30V55H29ZM32 57H31V58H32ZM95 57H98V56H95ZM95 57H93V58H95ZM11 58H12L13 60H12ZM15 58H16V56H15ZM31 58L28 57V60L31 59ZM33 58H34V57H33ZM89 58H90V57H89ZM98 58H99V57H98ZM87 59H88V58L86 57V60H87ZM90 59L93 61L92 58H90ZM90 59H88V60H90ZM95 59H96V58H95ZM95 59H94V61H95ZM101 59H102V57H101ZM213 59H214V60H213ZM213 59H211V61H212V60L215 61V58H213ZM31 60H33V59H31ZM88 60H87V62H90V61H88ZM96 60H98V59H96ZM65 61H66V59H65ZM67 61H68V60H67ZM70 61H71V60H70ZM84 61H85V60H84ZM94 61H93V62H94ZM127 61H128V60H127ZM21 62H25V64H22ZM28 62H29V61H28ZM28 62H27V63H28ZM30 62H31V61H30ZM77 62H78V61H77ZM87 62H86V63H87ZM93 62H90V63L92 64V66H93ZM96 62H97V61H96ZM100 62H101V61H100ZM121 62H122V61H121ZM123 62H124V61H123ZM123 62H122V63H123ZM218 62H219V61H217V63H218ZM71 63H74V64H72V65L75 66V61H74V62H71ZM81 63H82V62H81ZM81 63L78 62L77 65H79V64H81ZM94 63H95V62H94ZM97 63H98V62H97ZM97 63H96V65H99V64H97ZM113 63H114V62H113ZM113 63H112V64H113ZM122 63H121V64H122ZM124 63H127V62H124ZM128 63H130V62H128ZM214 63H215V62H214ZM2 64H3V63H2ZM101 64H102V63H101ZM115 64H116V63H115ZM5 65H6V64H5ZM5 65H4V66H5ZM66 65H67V67L69 66L68 69L71 68V64H70L69 61L67 62ZM77 65H76V66H77ZM103 65H104V64H103ZM103 65H101V66H103ZM123 65H124V66H123V68H124V67H125V64H123ZM131 65H132V63L129 65L130 68H129V71H127L128 73H127L126 75H125L126 72L124 73V76H125V77L122 76V78L124 77L123 79H121V80H122V85H123V87L120 85V87H122V88H121V91L119 92V97H120V100H122V99L124 100L123 103H124L125 101L128 102V103H130L129 105H130L131 109H132L133 111H135V113H136V110H135V109H138V108L141 107V101H142V99H143V98H141V93H142L141 91H142V90H141V91L138 90V89H140V88L138 87V86H139L138 83H139V84H141V83L137 81V80H139L138 77H141V76H140L141 73L139 72V75H138V71H137V67H138V65H137V63H136V64H135V63L133 64V65H137L136 67L134 66V68H136V71H135L134 68H131V67H132ZM141 65H142V64H141ZM219 65H220V64H219ZM223 65H224V64H223ZM1 66H2V65H1ZM90 66H91V65H90ZM92 66H91V67H92ZM101 66H100V67H101ZM121 66H122V65H121ZM225 66H226V65H225ZM225 66H224L223 69H226V68H227V67L225 68ZM12 67L10 68L11 70H9V71H13V70H12ZM81 67H83V66H81ZM98 67H99V66H98ZM139 67H140V65H139ZM199 67H200V66H199ZM201 67H202V65H201ZM217 67H218V66H217ZM221 67H222V66H221ZM221 67H220V68H221ZM76 68H77V67H76ZM78 68H79V66H78ZM78 68H77V69H78ZM96 68H97V67H95V69H96ZM103 68H104V67H103ZM103 68H102V69H103ZM125 68L127 69V67H125ZM141 68H142V67H141ZM141 68H140V69H141ZM143 68H144V67H143ZM194 68H195V66H194ZM194 68H193V66H192V69H194ZM197 68H198V66H197ZM197 68H196V70H195V69H194V70L197 71ZM228 68H229V67H228ZM0 69H2L1 72L3 73V68L1 67ZM7 69H9V68H7V67L5 68V67H4V72H6V71L8 72ZM81 69H82V68H81ZM84 69H85V68H83V71H84ZM91 69H92V68H91ZM93 69H94V66H93ZM126 69H125V70H126ZM201 69H202V68H200V71H199V72H201ZM5 70H6V71H5ZM72 70H74V69L72 68ZM72 70H71V72H74V71H72ZM97 70H98V69H97ZM97 70H93V71H97ZM122 70H123V72H124V69H122ZM198 70H199V68H198ZM203 70H204V67H203ZM219 70H220V69H219ZM221 70H222V69H221ZM24 71H27V72H28V69H26V70L24 69ZM77 71H78V70H77ZM83 71H82V73H83ZM85 71L88 72L87 70H85ZM85 71H84V72H85ZM89 71H90V69H89ZM93 71H90V72L92 73ZM119 71H120V69H119ZM119 71H118V72H119ZM7 72H6V73H7ZM13 72H14V71H13ZM67 72H68V71H67ZM80 72H81V71H80ZM97 72H98V71H97ZM97 72H94V73L97 74ZM197 72H198V71H197ZM31 73H32V72H31ZM31 73H30V74H31ZM82 73H81V74H82ZM91 73H88V74L90 75ZM120 73H121V72H120ZM257 73H258V72H257ZM10 74H12V73L10 72L9 75H10ZM13 74H14V73H13ZM68 74H69V73H68ZM78 74H79V72H78ZM86 74H87V73H86ZM86 74H85V75H86ZM92 74H93V73H92ZM95 74H94V76H96ZM98 74H99V75H100V74L102 75V70H101V73H98ZM98 74H97V75H98ZM15 75H17V74H15ZM20 75H21V74H20ZM22 75H21V76H22ZM33 75H34V74L32 73V77H33ZM120 75H121V74H120ZM120 75H119V76H120ZM21 76H20V78H21ZM35 76H36V75H34V77H35ZM65 76H66V75H65ZM67 76H68V75H67ZM76 76H77V75H76ZM22 77H23V76H22ZM68 77L70 78V76H68ZM68 77H67V79H68ZM72 77H74V75H73ZM88 77L90 78V77H92V76H91V75H90V76H87V77H85L84 80H86V78L88 79ZM117 77H118V76H117ZM20 78H19V80H20ZM35 78H36V77H35ZM78 78H80V75H79ZM97 78H98L99 80H100V79L102 80L103 77H102V78L97 77ZM97 78H94V79L97 80ZM141 78H142V77H141ZM29 79H30V78H29ZM31 79H33V78H31ZM65 79H66V78H65ZM74 79H75V77H74ZM91 79H92V78H90V79H88V80L91 81ZM103 79H104V78H103ZM111 79L113 80V78H111ZM117 79H120V78L118 77ZM22 80H23V78H22ZM22 80H21V81H22ZM49 80H50V79H49ZM70 80H72L71 82L73 83V79L70 78ZM82 80H83V79H82ZM88 80H87V82H85V83H86L85 85H88V86H89V85L92 84V83L90 82L89 84H87V83H88ZM96 80H93L92 82H95ZM114 80H115V79H114ZM27 81H28V80H27ZM27 81H26V82H27ZM29 81H30V83H31V80H29ZM32 81H33V83H34V79H33ZM200 81H201V80H200ZM200 81L198 80L199 84L201 83ZM9 82H11V83H8V81H7V83L4 82V84H5V85L3 84L4 86H3L2 84L0 85V86H3V89H4V93H2V95H3V94H7V96L9 95L10 97H13V96L15 97V96H16V93H14V92H17V90L15 91V89H16L15 87L18 88V86H15V85H16V82H15L14 85H13V84H12L13 80L11 81V79H9ZM26 82H24V83H26ZM35 82H36V81H35ZM67 82H69V81H67ZM96 82H97V81H96ZM96 82H95V83H96ZM112 82H113V81H112ZM114 82H115V81H114ZM119 82H120V81H119ZM198 82H197V83H198ZM203 82H204V81H203ZM203 82H202V83H203ZM28 83H29V82H28ZM98 83H99V82H98ZM98 83H97V84H98ZM100 83H101V82H100ZM110 83H111V82H110ZM202 83H201V84H202ZM66 84H67V83H66ZM102 84H103V83H102ZM117 84H120V83H117ZM201 84H200V85H201ZM203 84L206 85L205 83H203ZM17 85H19V84H17ZM26 85L29 86L30 84H29V85L26 84ZM33 85H35V84H31V86H33ZM36 85H37V82H36ZM113 85H114V84H113ZM204 85H201V86L204 87ZM67 86H68V85H67ZM70 86H71V84H70ZM72 86H73V85H72ZM92 86H94V83H93ZM118 86H119V85H118ZM141 86H142V89H143V85H142V84H141ZM57 87H58V86H57ZM57 87H55L56 90L58 89ZM82 87H84V82H83ZM86 87H87V86H85V88H86ZM94 87H97V86H94ZM94 87H93V88H94ZM102 87H103L102 85H101V86L99 85V87H98V91H99V88H102ZM112 87H113V86H112ZM199 87H200V86H199ZM59 88H60V87H59ZM62 88H63V87H62ZM62 88H60V89H62ZM85 88H84V89H85ZM87 88H88V87H87ZM87 88H86V89H87ZM90 88H91V87H90ZM114 88H115V87H114ZM205 88H206V87H205ZM20 89H21V87H19V91H20ZM65 89H66V90L68 89L69 92H70V89H69L68 87H65ZM84 89H82V90H84ZM86 89H85V90H86ZM115 89L118 90V88H115ZM119 89H120V88H119ZM144 89H145V87H144ZM144 89H143V93H142V94H145V92H144L145 90H144ZM199 89H200V88H199ZM201 89H202V88H201ZM85 90H84V91H85ZM88 90H89V88H88ZM90 90H91V92L94 91V90L92 91V89H90ZM103 90H104V88H103ZM103 90L100 89V91H103ZM0 91H1V89H0ZM31 91H33V90H31ZM63 91H64V90H63ZM63 91H62V92H63ZM105 91H106V90H105ZM107 91H108V90H107ZM107 91H106V94H107ZM115 91H116V90H115ZM138 91H139L140 93H139ZM58 92H59V94H61V93H60V90H58ZM67 92H68V91H67ZM69 92H68V93H69ZM74 92H75V91H74ZM76 92H77V91H76ZM76 92H75V93H76ZM80 92H82V91H80ZM87 92H89V91H87ZM21 93H22V92H21ZM31 93H32V92H31ZM68 93H67V95H68ZM70 93H71V92H70ZM70 93H69V94H70ZM72 93H73V91H72ZM77 93H78V92H77ZM96 93H97V92H96ZM99 93H100V92H99ZM103 93H105V92L103 91ZM109 93H111V92H109ZM114 93H115V92H114ZM116 93H117V92H116ZM19 94H20V93H18V96H19ZM65 94H66V93H65ZM73 94H74V93H73ZM73 94H72V95H73ZM82 94H83V93H82ZM86 94H87V93H86ZM91 94H92V93H91ZM91 94H87V95H91ZM162 94H163V93H162ZM162 94H161V95H162ZM22 95H23V94H22ZM25 95L28 96V94H25ZM33 95H35L34 92H33ZM67 95H66V96H67ZM72 95H71V96H72ZM78 95H79V94H78ZM78 95H76V99H77V96H78ZM95 95H96V94H95ZM95 95H93V96H95ZM103 95H104V97L107 96V95H105V94H103ZM113 95H114V94H113ZM113 95H112V98H113ZM115 95H116V94H115ZM115 95H114V96H115ZM138 95L140 96L139 98H140L141 100L138 99ZM227 95H228V94H227ZM227 95H226V96H227ZM5 96H6V95H5ZM9 96H8V97H9ZM27 96H25V98H26ZM29 96H31L30 93H29ZM29 96H28V97H29ZM66 96H65V97H66ZM80 96H81V95H80ZM116 96H117V95H116ZM158 96H160V94H159ZM228 96H229V95H228ZM228 96H227V97H228ZM16 97H17V96H16ZM16 97L13 98V99H16ZM20 97H21V96H20ZM62 97H63V95H62ZM68 97H70V96H67L66 98L68 99ZM72 97H73V96H72ZM81 97H82V96H81ZM86 97H88V96H86ZM107 97H108V96H107ZM63 98H64V97H63ZM73 98H74V100H76L75 97H73ZM73 98H71V100H72ZM82 98H83V97H82ZM160 98H162V97H160ZM164 98H165V97H164ZM190 98H191V97H190ZM21 99H22V98H21ZM21 99H20V101H21ZM30 99H31V98H30ZM58 99H59V98H58ZM114 99L116 100V97H115ZM144 99H145V97H144ZM144 99H143V100H144ZM193 99H194V98H192V100H193ZM195 99L197 100V98H195ZM195 99H194V100H195ZM7 100H8V98L6 99V101H7ZM9 100H10V99H9ZM16 100H17V99H16ZM16 100H15V101H16ZM55 100H56V99H55ZM61 100H62V99H61ZM64 100H65V99H64ZM82 100H83V99H82ZM104 100L107 101V98L104 99ZM109 100H110V98H109ZM109 100H108V102H109ZM115 100H114V101H115ZM120 100H119V101H120ZM164 100H166V99H164ZM224 100H225V96H224ZM224 100H223V101H224ZM17 101H19V100H17ZM69 101H70V100H69ZM88 101H89V100H88ZM105 101H104V102H105ZM114 101H112V102L110 101V102L113 103ZM161 101H162V100H161ZM177 101H178V100H177ZM13 102H14V100H13ZM56 102H58V101H56ZM91 102H92V101H91ZM110 102H109V103H110ZM117 102H118V101H117ZM139 102H140V103H139ZM196 102H198V101H196ZM196 102H195V103H196ZM226 102H227V101H226ZM118 103H119V104H118ZM118 103H117V105H119V106H117V105H116V106L119 107V108H120L121 110H123V112H124V109H122V108L120 107V106H121V105H120V102H118ZM121 103H122V102H121ZM123 103H122V104H123ZM143 103H144V102H143ZM160 103H161V102H160ZM163 103H165V102H163ZM163 103H162V104H163ZM193 103H194V101H193ZM223 103H224V102H223ZM10 104H11V101H10ZM10 104H9V105H10ZM12 104H13V103H12ZM12 104H11V106H12ZM83 104H84V103H83ZM106 104H107V103H106ZM162 104H160V105H162ZM9 105H8V106H9ZM13 105H14V104H13ZM113 105H114V103H113ZM143 105H145V103H144ZM164 105H165V104H163V107H164V108H163V109H164V110H163V113L165 114V112H166V111H165V107H166V106H164ZM11 106H10V107H11ZM96 106H97V105H96ZM102 106H103V105H102ZM104 106H105V104H104ZM104 106H103V107H104ZM107 106H108V105H107ZM111 106H112V105H111ZM124 106H125V108H126L125 103H124L123 107H124ZM14 107H15V105H14ZM93 107H94V105H93ZM99 107H100V106H99ZM103 107H102L101 109H102V110H105V109H103ZM105 107H106V106H105ZM130 107H127V108H129L128 110H131ZM143 107H144V106H143ZM114 108H115V106H114ZM114 108H113V109H114ZM119 108H116V109L119 110ZM141 108H142V107H141ZM222 108H223V106H222ZM96 109H97V107L95 108V110H96ZM99 109H100V108H99ZM106 109H107V107H106ZM108 109H109V108H108ZM111 109H112V108H111ZM145 109H146V107H145ZM102 110H101V111H102ZM114 110H115V109H114ZM128 110H127V113H128ZM166 110H167V108H166ZM194 110H195V109H194ZM194 110H192V111H194ZM218 110H219V109H218ZM115 111H116V110H115ZM125 111H126V110H125ZM140 111H141V110H140ZM167 111H168V110H167ZM169 111H170V109H169ZM190 111H191V110H190ZM190 111H187V112H190ZM215 111H216V110H215ZM223 111H224V110H223ZM106 112H107V111H105V114L107 115L108 113H106ZM117 112H119V111H117ZM120 112H121V114H123L122 111H120ZM120 112H119V114H120ZM171 112H172V114L178 113V112L173 113L172 110H171ZM195 112H196V111H195ZM220 112H221V111H220ZM98 113H99V112H98ZM100 113H101V112H100ZM100 113H99V114H100ZM103 113H104V111H103ZM109 113H111V112H109ZM114 113H115V112H114ZM129 113H130V112H129ZM139 113H140V112H139ZM166 113H168V112H166ZM197 113H198V112H197ZM216 113H217V112H215L214 114H216ZM218 113H219V112H218ZM222 113H223V112H222ZM116 114H117V113H116ZM116 114H111V115H114V116H115ZM119 114H118V115H119ZM136 114H137V113H136ZM182 114H184V117H186V115H187V114L185 115V113H182ZM190 114H191V112H190ZM193 114H194V113H193ZM193 114H191V115L189 116L188 119L192 118ZM214 114H212V116H213ZM219 114H221V113H219ZM118 115H116L115 118L118 117ZM125 115H126V114H124L123 117H124ZM165 115H166V114H165ZM179 115H181V114H179ZM179 115H177V116H179ZM195 115H196V114H194L193 119L196 118ZM97 116H98V115H97ZM102 116H103V114H102ZM131 116H133V114H131ZM138 116H139V115H138ZM175 116H176V114H175ZM175 116H174V117H175ZM177 116H176V117H177ZM197 116H198V115H197ZM202 116H203V115H202ZM202 116H201V118H200L201 121H202ZM207 116H209V115H207ZM212 116H209V117L211 118ZM98 117H100V116H98ZM98 117H97V118H98ZM106 117H107V116H106ZM106 117H105V119H106ZM121 117H122V115H121ZM126 117H127V115H126ZM126 117H125V118H126ZM165 117H166V116H165ZM167 117H169V114H167ZM209 117H208V118H209ZM213 117H216V118H212V120H211L210 118H209V119L207 118V119H208L209 121H213V119H215V120L218 119L217 116H213ZM94 118H95V117H94ZM107 118H109V116H108ZM113 118H114V117H113ZM119 118H120V115H119ZM119 118H117V119H119ZM134 118H135V116L129 118L128 120H126V122H129V121L131 120L130 123H131L132 121H133V123H135V122H138V123H140V124L142 123V119H140V117H138L137 119L135 118L136 121H135ZM141 118H142V117H141ZM163 118H164V115H163ZM171 118H172V117H171ZM171 118L169 117V119H167V120H168V123L170 122V124H172V123H171L172 121H169V120H171ZM205 118H206V117H205ZM92 119H93V118H92ZM164 119H165V118H164ZM172 119H173V118H172ZM175 119H176V118H175ZM177 119H178V118H177ZM177 119H176L175 121H177ZM179 119L181 120V116H180ZM179 119H178V120H179ZM193 119H192V120H193ZM196 119L198 120V117H197ZM207 119H204V117H203L204 122H206ZM95 120H96V118L94 119V122H96ZM102 120H103V117H102ZM109 120H110V119H109ZM111 120H113V119L111 118ZM124 120H125V119H124ZM167 120H166V121H167ZM173 120H174V119H173ZM182 120H183V119H182ZM182 120H181V121H182ZM192 120H190V121L193 122ZM197 120H196V121H197ZM215 120H214V123H215V122L218 123V121H215ZM99 121H100V120H99ZM99 121H98V119H97V122H99ZM119 121L122 122V121H123V118H122V119L120 118ZM144 121H145V118H144ZM188 121H189V120H188ZM198 121H199V120H198ZM198 121H197V122H198ZM104 122H105V120L103 121V123H104ZM113 122H114V120H113ZM113 122H112L111 124H113ZM126 122H125V123H126ZM183 122H187V121H185V119H184ZM191 122H190V124H188L189 122L187 123L188 125H190L189 127L192 126ZM194 122H195V121H194ZM100 123H101V121H100ZM107 123H108V125L110 124L109 121H108ZM116 123H117V122H116ZM123 123H124V122H123ZM174 123H175V122H174ZM201 123H202L201 125H204V126H205V124L207 125V123H205V124H204L203 122H201ZM208 123H209V122H208ZM210 123H211V122H210ZM212 123H213V122H212ZM0 124H1V123H0ZM97 124H98V123H96V125H97ZM135 124H136V123H135ZM175 124H176V123H175ZM178 124H179V123H178ZM193 124H194V123H193ZM198 124H200V122H199ZM103 125H104V124H103ZM114 125H115V124H114ZM118 125H119V124H118ZM120 125H121V124H120ZM126 125H127V124H126ZM132 125H134V124H132ZM138 125H139V124H138ZM146 125H147V124H146V122H145V125H144V126H146ZM184 125H185V124H184ZM201 125H199V127H198V126H197V123H196L195 126H197L196 128H201V127H200ZM208 125H209V124H208ZM214 125H215V128H216V126H218V124H214ZM219 125H220V124H219ZM14 126H16V125H14V122H10V121L7 120V130H10L11 133H12L13 131H15V130L17 131V128L15 127V129H14ZM100 126H101V125H100ZM123 126H124V125H123ZM128 126H129V125H128ZM140 126H141V125H140ZM175 126H176V125H174L173 128H177V126H176V127H175ZM179 126L181 127V125H179ZM209 126H210V125H209ZM209 126H208V127H209ZM211 126H212V125H211ZM1 127H2V125H1ZM97 127H98V125H97ZM104 127H106V126H104ZM110 127H111V129H112V128H113V125L110 126ZM110 127H109V128H110ZM117 127H118V130H119V131H121V129L124 128V127H122V125L120 126V128H119V126H117ZM183 127H184V126H183ZM95 128H96V126H95ZM102 128H103V126H102ZM115 128H116V125H115L114 129H115ZM135 128H136V127H135ZM137 128H139V127H137ZM142 128L145 130L144 127H142ZM184 128H185V127H184ZM186 128H187V126H186ZM192 128H193V129H196L195 127H192ZM202 128H203V127H202ZM206 128H207V127H206ZM211 128H213V127H211ZM218 128H219V127H217V129H218ZM11 129H14V130L11 131ZM100 129H101V128H100ZM140 129H141V128H140ZM170 129H172V126L170 127ZM177 129H180V128H177ZM187 129H188V128H187ZM217 129H215V130H217ZM221 129H222V128H221ZM2 130H3V129H2ZM101 130H103V129H101ZM107 130H108V128H107ZM125 130H126V126H125ZM173 130H174V129H173ZM200 130H201V129H200ZM205 130H206V129H205ZM222 130H223V129H222ZM222 130H221V131H222ZM261 130H262V129H261ZM110 131L112 132V130H110ZM114 131H115V130H114ZM122 131H123V129H122ZM135 131H136V129H135ZM139 131L141 132V130H139ZM139 131H138V132H135V133L138 134V136H139V134H140ZM176 131H178V130H176ZM176 131L174 130V134L177 133ZM179 131H180V134H181L182 131H181V130H179ZM179 131H178V132H179ZM197 131H198L197 134L193 133L194 136H196L195 138H197V135H200V134L204 131V129H202L201 132H200L198 129H197ZM208 131H211V130L208 128ZM218 131H219V130H218ZM258 131H260V130H258ZM262 131H263V130H262ZM100 132H101V131H100ZM102 132H103V131H102ZM108 132H109V131H108ZM117 132H118V131H117ZM131 132H132V131H131ZM184 132L187 133L186 130H184ZM188 132H189V133H188V134H189L188 136H190V130H189ZM192 132H193V130H192ZM194 132H195V131H194ZM216 132H217V131H215V134H216ZM16 133H17V132H16ZM105 133L107 134V132H105ZM109 133H110V132H109ZM112 133H113V132H112ZM112 133H111V134H112ZM121 133H122V132H121ZM123 133H125L126 136H127V130H126V132H123ZM123 133H122V135H123ZM128 133H129V132H128ZM135 133H134V134H135ZM182 133H183V132H182ZM212 133H214V130H213ZM212 133H211V134H212ZM256 133H257V132H256ZM99 134L102 135L103 133H99ZM131 134H132V133H131ZM172 134H173V133H172ZM174 134H173V135H174ZM178 134H179V133H178ZM178 134H175V135H178ZM193 134H192L191 136H193ZM203 134H204V132H203ZM207 134H208V136H207ZM207 134H206V136H204V137L207 138V137H209V136L211 135V134L209 135V133H207ZM220 134H223V132L220 133ZM12 135H13V134H12ZM101 135H100V136H101ZM113 135H114V134H113ZM120 135H121V134H120ZM129 135H130V134H129ZM173 135H172V137H174ZM218 135H219V133H218ZM256 135H257V134H256ZM262 135H264V134H262ZM262 135H261V136H262ZM107 136H108V135H107ZM130 136L133 137V135H130ZM168 136H170V135H168ZM186 136H187V134H186ZM188 136H187V137H188ZM191 136H190V138H191ZM213 136H214V134H213ZM220 136H221V135H220ZM223 136H224V135H222V138H223ZM261 136H260V137H261ZM108 137H109V136H108ZM111 137H112V136H111ZM119 137H120V136H118V140H119ZM131 137H130V139H131ZM136 137H137V136H136ZM199 137L201 138V136H199ZM204 137H203V139H204ZM224 137H225V136H224ZM262 137H263V136H262ZM262 137H261V138H262ZM116 138H117V137H116ZM133 138H134V137H133ZM164 138H169V137H164ZM174 138H175V137H174ZM176 138H177V136H176ZM178 138H179V137H178ZM200 138H199V140H202V139H200ZM206 138H205L206 141L209 140V139H206ZM211 138H213V137L211 136ZM214 138H216V140H217V137L214 136ZM258 138H259V135H258ZM263 138H264V137H263ZM26 139H27V138H26ZM96 139H97V138H96ZM121 139H122V136H121ZM130 139H129V141H130ZM134 139H136V138H134ZM170 139H171V138H170ZM220 139H221V138H220ZM220 139H219V140H220ZM239 139H240V138H239ZM27 140H28V139H27ZM51 140H52V139H51ZM51 140H50V141H51ZM97 140H98V139H97ZM110 140H112V139H110ZM114 140H115V139H114ZM166 140H167V139H166ZM172 140H173V139H172ZM199 140H198V141H199ZM205 140H204V141H205ZM213 140H214V139H213ZM213 140H211L212 143H213ZM260 140H264V139H260ZM29 141H30V140H29ZM29 141H28L27 143H29ZM31 141H32V140H31ZM47 141H49V140H47ZM135 141H136V140H135ZM183 141H184V140H183ZM188 141H189V140H188ZM188 141H187V142H188ZM202 141H203V140H202ZM221 141H222V140H221ZM224 141H227V140L224 138L223 142H224ZM240 141H241V140H240ZM242 141H243V140H242ZM20 142H22V141H20ZM121 142H123V144H125V143H124L125 141H121ZM121 142H120L119 144H121ZM126 142H127V141H126ZM176 142H177V143H175V142H174V143H175V144H178L179 141H177V139H176ZM192 142H195V143H196L197 140H194V141H192ZM209 142H210V141H209ZM216 142H217V141H216ZM218 142H219V141H218ZM227 142H228V141H227ZM227 142H226V143H227ZM23 143H24V141H23ZM105 143H107V142H105ZM129 143H130V142H129ZM129 143L127 144L128 146H129ZM172 143H173V142L171 141V144H172ZM185 143H186V142H185ZM197 143H198V142H197ZM214 143H215V142H214ZM214 143H213V144H214ZM220 143H221V142H220ZM226 143H225V144H226ZM229 143H230V142H229ZM263 143H264V142H263ZM47 144H48V143H47ZM175 144H173V145L176 146V147L179 146V145H175ZM187 144H188V143H187ZM187 144H186V145H187ZM199 144H200V142H199ZM199 144H198V145H199ZM206 144H207V143H206ZM215 144H216V143H215ZM215 144H214V145H215ZM225 144H224V146H225ZM23 145H24V144H23ZM25 145H26V144H25ZM28 145H30V143H29ZM194 145H195V144H194ZM204 145H205V144H204ZM204 145H203V146H204ZM209 145H210V144H209ZM209 145H207V146L205 145L206 147H205V146H204V147H205V148H207V147L209 148L210 146H213V145H210V146H209ZM221 145L223 146L222 143H221ZM227 145H228V143H227ZM227 145H226V146H227ZM263 145H264V144H263ZM263 145H262V147H264ZM31 146H32V145H31ZM120 146H122V145H120ZM128 146H127V147H128ZM136 146H137V145H136ZM188 146H189V145H187V147H188ZM196 146H197V145H195V146H193V147H196ZM200 146H201V145H200ZM200 146H198V147H200ZM123 147L125 148L124 145H123ZM123 147H121V149H122ZM127 147H126V149H128ZM129 147H130V146H129ZM132 147H133L134 150H135V146H132ZM137 147H138V146H137ZM137 147H136V148H137ZM193 147H192V150H193ZM216 147H217V146H216ZM216 147H215V148H216ZM109 148H110V147H109ZM133 148H132V149H133ZM178 148H179V147H178ZM182 148H183V147H182ZM188 148L191 149L190 147H188ZM196 148H197V147H196ZM218 148H220V147H218ZM115 149H116V147H115ZM117 149H118V148H117ZM117 149H116V150H117ZM121 149L119 148V150H121ZM139 149H140V148L138 147V150H139ZM141 149H142V148H141ZM144 149H145V148H144ZM147 149H148V148H147ZM175 149H177V148H175ZM175 149H174V150H175ZM197 149H199V148H197ZM200 149H201V148H200ZM209 149H210V148H209ZM124 150H125V149L121 150L120 152H122V151H124ZM128 150H129V149H128ZM138 150L136 149V151H138ZM149 150H151V149L149 148ZM195 150H196V149H195ZM204 150H207V149H204ZM210 150H212V148H211ZM213 150L215 151V149H213ZM241 150H242V149H241ZM243 150H244V149H243ZM245 150H246V148H245ZM248 150H249V149H248ZM248 150H246L247 152H245V154H246V153L248 154V152H249ZM5 151H6V150H5ZM117 151H118V150H117ZM125 151H127V150H125ZM140 151H141V150H140ZM197 151H198V150H197ZM31 152L33 153V151H31ZM130 152H131V154H132V151H131V150H130ZM134 152H135V151H134ZM142 152H143V150H142ZM155 152H156V151H155ZM172 152H174V151H172ZM192 152H193V151H192ZM202 152L204 153L203 149H202ZM207 152H208V151H207ZM237 152H239V151L237 150ZM237 152H236V153H237ZM243 152H244V151H243ZM34 153H35V151H34ZM34 153H33V154H34ZM73 153H74V151H73ZM124 153H126V152H124ZM143 153H145V151H144ZM143 153H142V154H143ZM157 153H158V152H157ZM176 153H177V152H176ZM176 153L174 154L175 156H176ZM198 153H199V152H198ZM200 153H201V152H200ZM209 153H211V152H209ZM209 153H208V154H209ZM234 153H235V152H234ZM236 153H235V154H236ZM0 154L2 155V149H1V153H0ZM75 154H76V152H75ZM117 154H118V153H116V157H117V158H118V156L122 155V154H120V153H119L120 155H117ZM128 154H129V153H128ZM136 154H139V153L136 152V153H135V156H136ZM155 154H156V153H155ZM159 154H160V153H159ZM159 154H158V155H159ZM172 154H173V153H172ZM172 154L170 155L171 157H172ZM177 154H178V153H177ZM229 154H230V155L232 154V156H234L233 153H229ZM243 154H244V153H242V154H241L242 156H241V155L238 153L237 158H236L235 156H234V158H236V160H238V162H239L238 156L240 155L239 157H240V158H241V157L243 158V156H244ZM7 155H8V154H7ZM174 155H173V156H174ZM198 155H200V157L202 156L201 154H198ZM209 155H210V154H209ZM209 155H206V159H208L207 156H209ZM212 155L215 156L214 154H212ZM212 155H210V157H211ZM3 156H4V154H3ZM80 156H81V154H80ZM123 156H125V154H123ZM128 156H130V155H128ZM196 156H197V155H196ZM203 156H204V155H203ZM203 156H202V157H203ZM213 156H212V157H213ZM217 156H218V155H217ZM245 156H246V155H245ZM72 157H73V156H72ZM137 157L139 158L140 156H137ZM150 157H152V156H150ZM192 157H193V156H192ZM197 157H198V159H199V156H197ZM202 157H201V158H202ZM210 157H209V158H210ZM228 157H229V156H228ZM228 157H227V158H228ZM74 158H75V157H74ZM78 158H79V157H78ZM122 158H124V157H122ZM125 158H126V157H125ZM138 158H137V159H138ZM172 158H174V157H172ZM175 158H176V157H175ZM218 158H219V157H218ZM218 158H215V159H217V161H218V160L220 159V158H219V159H218ZM227 158H226V159H227ZM231 158H232V157H231ZM231 158H229V159H231ZM246 158H247V157H246ZM246 158L244 157V159H246ZM1 159H3V158L1 157ZM4 159H5V157H4ZM118 159H119V158H118ZM118 159H117V160H118ZM129 159H130V157H129ZM170 159H171V158H170ZM187 159H188V158H187ZM190 159H191V158H190ZM198 159H195V160L192 159V162H193V160L196 161V160H198ZM202 159H203V158H202ZM204 159H205V158H204ZM211 159H212V158H211ZM43 160H44V159H43ZM120 160H121V158H120ZM130 160L132 161V159H130ZM199 160H200V159H199ZM208 160H209V159H208ZM213 160H214V159H213ZM213 160H212V162H210V161H211V160H210V161H209V164L213 163ZM240 160H242V159H240ZM73 161H74V160H73ZM125 161H126V160H125ZM139 161H140V160H139ZM139 161H138V162H139ZM175 161L177 162L178 160L174 159V163H175ZM187 161H188V163L190 162L189 159H188ZM205 161H206V160H205ZM225 161H226V160H225ZM7 162H8V161H7ZM116 162H117L116 165L119 164L118 161H116ZM126 162H127V161H126ZM128 162H129V161H128ZM128 162H127V165H128ZM132 162H133V161H132ZM172 162H173V161H172ZM214 162H216V161H214ZM230 162H233V161L231 160ZM234 162L236 163L235 159H234ZM240 162H241V161H240ZM240 162H239V164H240ZM242 162H243V161H242ZM123 163H124V162H123ZM152 163H153V162H152ZM157 163H158V162H157ZM170 163H171V162H170ZM177 163H178V162H177ZM195 163H196V162H195ZM197 163H198V162H197ZM205 163H206V162H205ZM218 163H219V162H218ZM227 163H228V161H227ZM6 164H7V163H6ZM21 164H22V163H21ZM77 164H78V163H77ZM131 164H133V163H130V165H131ZM138 164H139V163H138ZM141 164H142V163H141ZM175 164H176V163H175ZM191 164H192V163H191ZM193 164H194V163H193ZM199 164H201V163H199ZM207 164H208V162H207ZM209 164H208V166H209ZM213 164H215V163H213ZM213 164H212V165H213ZM229 164H230V163H229ZM231 164H232V163H231ZM241 164H242V163H241ZM241 164H240V166H242ZM109 165H112V164H109ZM120 165H121V164H120ZM120 165H119V166H120ZM142 165H143V164H142ZM145 165H146V164H145ZM171 165H172V163H171ZM176 165H177V164H176ZM196 165H197V164H196ZM196 165H195V166H196ZM201 165H202V164H201ZM212 165H211V166H212ZM216 165H219V164H216ZM216 165H215V166L213 165L214 168L212 167V168H213L212 173L214 172V169H217ZM233 165H234V164H233ZM237 165H238V164H237ZM6 166H7V165H6ZM22 166H23V164H22ZM113 166H114V164H113ZM121 166H122V165H121ZM128 166H129V165H128ZM137 166H138V165H137ZM140 166H141V165H139V167H140ZM147 166H148V165H147ZM147 166H146V168H150V169H151V167H149V166L147 167ZM151 166H152V164H151ZM191 166H192V165H191ZM197 166H198V165H197ZM203 166L206 167V165H204V163H203ZM208 166H207V167H208ZM211 166L208 167V169H210ZM11 167H12V169H13V166H11ZM124 167H125V166H124ZM129 167H131V166H129ZM129 167H128V168H129ZM172 167H173V166H172ZM207 167H206V168H207ZM231 167H233V166H231ZM235 167H236V166H235ZM3 168H4V167H3ZM93 168H94V167H93ZM97 168H99V167H97ZM104 168H105V167H104ZM112 168H115V166L112 167ZM116 168H118V167H116ZM125 168H126V167H125ZM128 168H126V170H128ZM137 168H138V167H137ZM142 168H143V166H142ZM168 168H169V167H168ZM170 168H171V167H170ZM174 168H176V166H174ZM202 168H203V167H202ZM206 168H205V169H206ZM8 169H9V168H8ZM12 169H10V171H13ZM14 169H15V168H14ZM29 169H30V168H29ZM32 169H34V168H32ZM32 169H30V173H31ZM129 169H130V168H129ZM140 169H141V168H140ZM153 169H154V168H153ZM208 169H207V170H208ZM3 170H4V169H3ZM95 170H97V169H94V171H95ZM99 170H101V169H99ZM102 170H103V169H102ZM117 170H119V169H117ZM132 170H133V169H132ZM137 170H139V168H138ZM143 170H144V168H143ZM147 170L149 171V169H147ZM171 170H172V169H171ZM211 170H212V169H211ZM211 170H209V171L211 172ZM255 170H256V168H255ZM10 171H9V173H10ZM97 171H98V170H97ZM115 171H116V170H115ZM129 171H131V170H129ZM129 171H126V172L128 173ZM203 171H204V170H203ZM209 171H208V174L210 173ZM0 172H2V170H1ZM13 172H14V171H13ZM13 172H12V173H13ZM25 172H26V171H25ZM25 172H24V175H26V178H27V174H25ZM88 172H89V170H88ZM88 172H87V173H88ZM101 172H102V171H101ZM113 172H114V169H113ZM118 172H119V171H118ZM131 172H134V171H131ZM131 172H129V173H131ZM141 172H142V174H145L144 176H146L147 172L142 171V170H141ZM141 172H140V173H141ZM143 172H145V173H143ZM204 172H205V171H204ZM216 172H217V171L215 170L214 173L216 174ZM220 172H221V171H220ZM26 173H27V172H26ZM90 173H91V171H90ZM93 173H94V172H93ZM93 173H91V174H93ZM99 173H100V172H99ZM123 173L125 174V171H123ZM123 173H122V174H123ZM150 173H151V172H150ZM150 173H149V175H150ZM152 173H153V172H152ZM152 173H151V174H152ZM212 173H210L209 176H211ZM222 173H223V172H222ZM222 173H221V174H222ZM31 174H32V173H31ZM112 174H114V173H112ZM118 174H119V173H118ZM131 174H132V173H131ZM153 174H155V173H153ZM218 174H219V173H218ZM5 175H6V174H5ZM13 175H14V176H12L11 179H13V178L15 177V173H14ZM98 175H99V174H97L96 177H98ZM104 175H105V174H104ZM116 175H117V173H115V178L117 177ZM149 175H148V176H149ZM205 175H206V174H205ZM213 175H214V174H213ZM213 175H212V176H213ZM223 175H224V173H223ZM223 175H222V176H223ZM28 176H29V174H28ZM33 176H34V175H32V177H33ZM88 176H89V174H88ZM105 176H106V175H105ZM118 176L120 177V175H118ZM126 176H127V175L125 174V177H126ZM132 176H133V178H134V175H132ZM144 176H143V177H144ZM150 176L153 177L152 175H150ZM155 176H156V175H155ZM155 176H154V177H155ZM206 176H207V175H206ZM212 176H211V177H212ZM215 176H216V175H215ZM217 176H218V175H217ZM0 177H1V176H0ZM9 177H10V176H9ZM22 177H24V176L22 175ZM93 177H94V174H93ZM102 177H103V176H102ZM112 177H113V179H114V176H113V175H112ZM119 177H117V179H118ZM190 177H191V175L189 176V180L192 179V178H190ZM211 177H208V178H211ZM15 178H16V177H15ZM89 178H90V176H89ZM89 178H88V179H89ZM103 178H104V177H103ZM105 178H106V177H105ZM107 178H108V177H107ZM123 178H124V177H123ZM126 178H127V177H126ZM129 178H131V175L128 176L127 181H131V179H129ZM133 178H132V179H133ZM145 178H146V177H145ZM219 178H221L220 175H219ZM222 178H223V177H222ZM16 179H18V178H16ZM21 179H22V178H20V180H21ZM88 179H87V180H88ZM92 179H93V178H92ZM94 179H95V177H94ZM94 179H93V180H94ZM98 179H99V177H98ZM98 179L96 178V181H93V184H94V182L96 183ZM110 179H111V176H110ZM110 179H109V181H110ZM117 179H115V180H117ZM136 179L138 180V177H137ZM136 179H134V180H136ZM143 179H144V178H143ZM154 179H155V178H154ZM211 179H212V178H211ZM211 179H210V180H211ZM0 180H2V179H0ZM8 180H10V178H9ZM20 180H19V182H21L22 180L24 181L25 179H22L21 181H20ZM26 180H27V179H26ZM32 180H33V179H32ZM124 180H125V178H124ZM124 180H123V181H124ZM144 180H145V179H144ZM213 180H214V178H213ZM213 180H212V181H213ZM4 181H6V180H4ZM88 181H89V180H88ZM98 181H99V180H98ZM103 181H104V180H103ZM123 181H122V182H123ZM127 181H126V182H127ZM141 181H142V178L140 179V182H139V183L144 182V181H142V182H141ZM10 182H11V180H10ZM29 182H30V181H29ZM41 182H42V180H41ZM91 182H92V181H91ZM117 182H118V180H117ZM124 182H125V181H124ZM124 182H123V183H124ZM155 182H156V180H155ZM5 183H6V182H5ZM11 183H13V181H12ZM42 183H43V182H42ZM83 183H84V182H83ZM88 183H89V182H88ZM98 183H100V182H97V184H98ZM101 183H102V182H101ZM103 183H104V182H103ZM132 183H133V180H132ZM132 183H131V184H132ZM193 183H194V182H193ZM0 184H1V183H0ZM14 184H15V183H14ZM21 184H22V185H26V182H25V184H24V183H21ZM84 184H85V183H84ZM90 184H91V183H90ZM90 184H89V185H90ZM127 184H128V183H127ZM129 184H130V183H129ZM129 184L126 185V186H129ZM137 184H138V183H137V181H136V182H135V185L137 186ZM143 184H144V183H143ZM188 184H189V182H188ZM190 184H191V182H190ZM7 185H8V184H7ZM9 185H10V184H9ZM9 185H8V188L11 187V185H10V186H9ZM89 185H87V186H89ZM103 185H104V184H103ZM103 185H101V186H103ZM119 185H120V184H119ZM4 186H5V185H4ZM26 186H27V185H26ZM101 186H100V187H101ZM104 186H105V185H104ZM104 186H103V187H104ZM116 186H117V185H115V189H117ZM124 186H125V185H124ZM126 186H125V188H126ZM132 186H133V184H132ZM141 186H142V185H141ZM156 186H157V184H156ZM20 187H22V186H20ZM91 187H92V185H91ZM98 187H99V184H98ZM100 187H99V190H100ZM103 187H102V188H103ZM130 187H131V186H130ZM137 187H138V186H137ZM139 187H140V186H139ZM24 188H25V186H24ZM75 188L77 189V187H75ZM78 188H79V187H78ZM89 188H90V187H89ZM94 188H95V187H93V189H92L93 191H92V190H90V191L94 192V190H95L94 193H95L96 195H98L97 192H99V190H97V192H96V188H95V189H94ZM107 188H108V187H107ZM109 188H110V187H109ZM113 188H114V187H113ZM118 188H119V187H118ZM121 188L123 189L124 187H121ZM132 188H133V187H132ZM259 188H261V187H258V188H256V189H259ZM10 189H12V188H9L8 191H9ZM79 189H82V188H79ZM86 189L88 190V191H86L87 194L90 193L88 187H87ZM141 189H142V188H141ZM141 189H140V190H141ZM5 190H7V189H6V186H5ZM24 190H25V189H24ZM104 190H106V189H103V193H104ZM107 190H108V189H107ZM112 190H113V189H112ZM117 190H118V189H117ZM130 190H132V189L130 188ZM80 191H81V190H80ZM110 191H111V190H110ZM119 191H120V190H119ZM122 191H123V190H122ZM127 191H128V190L126 189V193H127ZM5 192H6V191H5ZM116 192H117V191L115 190V193H116ZM139 192H140V191H139ZM2 193H4V192H2ZM21 193H23V190H22ZM81 193H83V192H81ZM103 193H102V194H103ZM105 193H106V192H105ZM105 193H104V194H105ZM107 193H108V191H107ZM107 193H106V196H108ZM115 193H113V194L115 195ZM119 193H120V194H118V195H121V194H122L121 192H119ZM9 194H10V191H9ZM47 194H48V193H46V196H47ZM78 194H79V193H78ZM108 194H109V193H108ZM113 194H112V195H113ZM130 194H131V193H130ZM130 194L128 193V196L126 195V197L128 198ZM4 195H5V194H4ZM22 195H23V194H22ZM22 195H21V196H22ZM96 195L93 194V197L96 196ZM114 195H113V196H114ZM9 196H10V195H9ZM42 196H43V195H42ZM46 196H45V197H46ZM99 196H100V195H98V198L100 199ZM122 196H123V194H122ZM4 197H5V196H4ZM19 197H20V196H19ZM48 197H49V195H48ZM93 197H92V198H93ZM102 197H103V196H102ZM102 197H101V198H102ZM111 197H112V196H111ZM9 198H10V197H9ZM22 198H23V197H22ZM43 198H44V196H43ZM54 198H55V197H54ZM60 198H61V197H60ZM89 198H91V196H90ZM98 198H97V199H98ZM109 198H110V196H109ZM113 198H116V196H114ZM12 199H13V198H12ZM23 199H24V198H23ZM61 199H62V198H61ZM61 199H60V200H61ZM102 199H103V202H105L104 204L106 205V203H107L108 200H106V199H104V198H102ZM117 199H118V198H117ZM117 199H116V200H117ZM9 200H10V199H9ZM9 200H8V201H9ZM46 200H47V199H46ZM57 200H58L57 203L60 204L61 202L59 203V201H60L59 198H58ZM87 200H89V199H87ZM87 200H86V201H87ZM90 200H92L91 202H94V200H96V199H95V197H94V199H90ZM109 200H110V199H109ZM114 200H115V199H114ZM122 200H124V199H121V200L119 199V200H117V201H118V202H119V201L121 202ZM6 201H7V200H6ZM23 201H24V200H23ZM48 201H49V200H48ZM55 201H56V199H55ZM62 201H63V199H62ZM98 201H100V200H98ZM101 201H102V200H101ZM112 201H113V200H111V202H112ZM126 201H128V200H126ZM130 201H131V199H130ZM19 202H20V199L18 200V203H19ZM21 202H22V200H21ZM44 202H45V201H44ZM46 202H47V201H46ZM46 202H45V203H46ZM49 202H50V201H49ZM49 202H47V203H49ZM89 202H90V201H89ZM89 202H88V203H89ZM118 202H115V203H116V206L118 205ZM120 202H119V203H120ZM54 203H55V202H54ZM84 203H85V201H84ZM84 203H83V205L85 206ZM86 203H87V202H86ZM100 203L104 206V204H103L102 202H100ZM108 203H109V201H108ZM126 203H128V202H126ZM130 203H131V202H130ZM8 204H10V203H8ZM8 204H6V205L8 206ZM13 204H14V202H13ZM13 204H11V205H13ZM24 204H25V203H24ZM55 204H56V203H55ZM61 204H62V203H61ZM74 204H75V202H74ZM91 204H92V203H91ZM94 204H95V203H94ZM101 204H100V205H101ZM113 204H114V202H112V206H111L110 204H109V206H108V204H107L106 208L111 206L110 210L113 208L114 211H115V210L117 211L118 208L115 209L116 206H115V208H114V207H113V206H114ZM120 204H121V203H120ZM120 204H119V205H120ZM123 204H124V202H123ZM25 205H26V204H25ZM63 205H64V204H63ZM80 205H81V204H80ZM80 205H79V206H80ZM83 205H82V206H83ZM92 205H93V204H92ZM119 205H118V207H119ZM23 206H24V205H23ZM26 206H27V205H26ZM50 206H51V204H50ZM52 206H53V205H52ZM73 206H75V205H73ZM84 206H83V207H84ZM97 206H98V205H97ZM97 206H96V207H97ZM126 206H127V205H126ZM129 206H130V204H129ZM129 206H128V207H129ZM68 207H69V205H68ZM75 207H77V206H75ZM83 207H82V208H83ZM100 207H102V206H100ZM104 207H105V206H104ZM120 207H121V206H120ZM120 207H119V208H120ZM123 207H124V206H123ZM128 207H127V208H128ZM150 207H152V205H151ZM157 207H158V206H157ZM7 208H8V207H7ZM9 208H10V205H9ZM13 208H14V206H13ZM32 208H33V207H31V209H30V206H29V210H31V212L33 211ZM61 208H64V207H61ZM77 208H78V207H77ZM80 208H81V207H80ZM86 208H89V207L86 206ZM86 208H83V209H82V211L84 210L83 212H81L82 214H84V213L86 212V211H85ZM94 208H95V207H93V208H89V209H90L89 211H91V209H94ZM98 208H99V207H98ZM124 208H126V207H124ZM10 209H11V208H10ZM10 209H8V211H9ZM14 209H15V208H14ZM14 209H13V211H14ZM21 209H22V207H21ZM33 209H34V208H33ZM57 209H58V208H57ZM59 209H60V208H59ZM59 209H58V210H59ZM66 209H67V208H66ZM75 209H76V208H75ZM75 209L72 207V210H73V211H74ZM103 209H104V208H103ZM113 209H112V211H113ZM144 209H146V208H144ZM150 209H151V208H150ZM154 209H155V208H154ZM159 209H161V207H159ZM29 210H28V212H29ZM61 210H62V209H61ZM79 210H80V209H79ZM94 210H95V209H94ZM94 210L92 211L93 213H94ZM100 210H101V209H100ZM104 210H105V209H104ZM104 210H103V212H104ZM106 210H107V209H106ZM106 210H105V211H106ZM108 210H109V208H108ZM108 210H107V212H106L105 214H107V217H110V216L108 215V212H109ZM121 210H123V208H122ZM121 210L119 209V211H120L121 213H123V211H121ZM131 210H132V209H131ZM140 210H141V209H140ZM147 210H148V209H147ZM161 210H162V209H161ZM189 210H190V209H189ZM62 211H63V210H62ZM75 211H76V210H75ZM75 211H74V213H75ZM96 211H98V210H96ZM96 211H95V213H96ZM112 211H111V213H112ZM125 211H126V210L124 209V213H125ZM127 211H129V210H127ZM134 211H135V210H134ZM134 211L132 210V212H134ZM145 211H146V210H145ZM151 211H152V209H151ZM185 211L188 212V209L185 210ZM190 211H191V210H190ZM10 212H11V210H10ZM10 212H9V214L12 213V214H16V215H17V213H15V212H11V213H10ZM59 212H60V210H59ZM65 212H66V211H65ZM71 212H72V211H71ZM92 212H91V213H92ZM120 212H118V214H119ZM135 212H136V211H135ZM135 212H134V213H135ZM142 212H143V211H142ZM158 212H159V211H158ZM68 213H69V212H68ZM77 213H79V212H77ZM77 213H76V215H77ZM95 213H94V215H96ZM109 213H110V212H109ZM143 213H144V212H143ZM147 213H148V211H147ZM151 213H154V212H151ZM155 213H157V212L155 211ZM12 214H11L10 216H13ZM29 214H31V213H29ZM61 214H63V212L60 213L59 215H61ZM70 214H72V213H70ZM97 214H98V213H97ZM103 214H104V213L101 212V215H102V216L99 215V218H100V219H101V217H104ZM114 214H115V213H114ZM125 214H126V213H125ZM130 214H131V213H130ZM130 214H129V212H128V215H127V214H126V215H127V216H130V218L133 219V217H131V216L134 215V214H133V213H132V215H130ZM141 214H142V213H141ZM149 214H150V211H149ZM149 214H148V216H149ZM72 215H73V214H72ZM92 215H93V214H92ZM92 215H90V216H92ZM94 215H93V216H94ZM112 215H113V214H112ZM120 215H121V214H120ZM120 215L117 216V217H120ZM137 215H138V211H137ZM144 215H145V214H144ZM153 215H155V217H156L157 215H160V214L158 213V214H153ZM18 216H19V215H18ZM18 216H17V217H18ZM74 216H75V214H74ZM74 216H73V217L71 216V218L74 219ZM81 216H82V215H81ZM84 216H85V214H84ZM90 216H89V217H90ZM100 216H101V217H100ZM115 216H116V215H115ZM140 216H141V218H143L142 215H140ZM140 216H139V217H140ZM146 216H147V215H146ZM219 216H220V215H219ZM13 217H14V216H13ZM21 217H23V216H21ZM61 217H62V215H61ZM77 217H78V216H77ZM77 217H76V218H77ZM79 217H80V216H79ZM95 217H96V216H95ZM97 217H98V215H97ZM105 217H106V215H105ZM107 217H106V221H107L108 219H110V218H107ZM117 217H115V219H116ZM121 217H122V215H121ZM144 217H145V216H144ZM151 217H152V214H151ZM151 217H150V221L153 219V218H151ZM153 217H154V216H153ZM10 218H11V217H9L8 219H10ZM19 218H20V217H19ZM69 218H70V215H69ZM85 218H86L85 220H87L88 217H85ZM91 218H92V217H91ZM99 218L96 219V220H95V223H94V224H95V227H98V229H99V226L101 225V223H100V222L97 223L96 221H97V220L100 221ZM111 218H113V216H112ZM130 218H129V219H130ZM156 218H157V222H158V220H160V219H159L160 217L158 216V217H156ZM215 218H216V217H214V219H215ZM46 219H47V218H46ZM46 219H45L44 222H47V221H48V220L46 221ZM92 219H93V218H92ZM120 219H123V217L120 218ZM129 219H128V220H129ZM132 219H131V220H132ZM154 219H155V218H154ZM220 219H221V218H220ZM17 220H19V219H17ZM22 220H23V219H22ZM42 220H43V219H42ZM65 220H66V219H65ZM65 220H64V221H65ZM78 220H79V219H78ZM93 220H94V219H93ZM111 220H112V219H111ZM111 220H110V221H111ZM131 220H129V224H131V228L129 229V227H130L129 224H127L126 227H125L127 230L129 229V232L131 231L132 227L135 226V224L132 225L133 222L131 223V222H130ZM134 220H135V219H134ZM134 220H133V221H134ZM137 220H139V219H137ZM141 220H142V219H140V222H142L144 219H143L142 221H141ZM146 220L148 221V219H146ZM215 220H216V221H215ZM215 220H214V222H217L218 219H215ZM8 221L10 222L11 220H8ZM40 221H41V220H40ZM82 221H83V220H82ZM104 221H105V220H104ZM104 221L102 220L101 222H102V223H105ZM120 221H121V220H120ZM120 221H119V220H118V221H117V220H114V221H112L111 223H114V222H115V223L117 224V222H118L119 225H120V224L123 222V221H122V222H120ZM150 221H149V223H150ZM153 221L156 222V220H153ZM9 222H8V224H9ZM37 222H38V221H37ZM37 222H36V223H37ZM78 222H79V221H78ZM93 222H94V221H93ZM155 222H153V223H155ZM159 222H160V221H159ZM159 222H158V225H159ZM212 222H213V221H212ZM214 222H213V224H214ZM218 222H220V221H218ZM222 222H223V220H222ZM222 222H221V223H222ZM233 222H234V221H233ZM13 223H14V222H13ZM36 223H35V224H36ZM42 223H43V221H42ZM47 223H48V222H47ZM68 223H69V222H68ZM72 223H73V222H72ZM72 223H70V225H71ZM75 223H77V221H76ZM83 223H85V225H83V226H89V225L91 224V222H89V221H88V222H87V221H86V222L83 221ZM86 223H87V225H86ZM96 223H97V224L100 223L99 226H96ZM107 223H108V222H107ZM109 223H110V222H109ZM111 223H110V224H111ZM136 223H137V221H136ZM147 223H148V222H147ZM151 223H152V221H151ZM151 223H150V224H151ZM182 223H184V222H182ZM5 224H7V223H5ZM37 224H38V223H37ZM37 224H36V225H37ZM39 224L41 225V222H40ZM73 224H74V223H73ZM77 224H78V223H77ZM77 224H76V225H77ZM105 224H106V223H105ZM110 224H108L109 226L107 225V229H109V230L105 229V231H106V230H107L108 232L110 231L109 233H110V235H111V232H112L111 230L114 229L113 231H115V227H116L115 225H116V224L114 225V226H115L114 228L111 227ZM122 224H123V223H122ZM122 224H121L119 227L122 228ZM125 224H126V222H125ZM184 224H185V223H184ZM191 224H192V223H191ZM210 224L212 225V223H210ZM46 225H47V224H46ZM70 225H68V226H70ZM74 225H75V224H74ZM74 225H73V226H74ZM111 225H112V224H111ZM128 225H129V227H127ZM139 225H140V223H139ZM153 225H154V224H153ZM153 225H152V226H153ZM155 225H156V223H155ZM155 225H154V226H155ZM188 225H190V223H188ZM188 225H187V226L184 225V226L188 229ZM208 225H209V224H208ZM215 225H216V223H215ZM217 225H218V224H217ZM223 225H225V224H223ZM8 226H9V228H11L10 225H8ZM79 226H81V224H80ZM92 226H94L93 223H92ZM104 226H105V225H103V228H105ZM117 226H118V225H117ZM142 226H143V225H142V223H141V226H137V225H136L135 228H137V227H138V228H139V227L142 228ZM193 226H195V225H193ZM193 226H192V228H196V227H197V226H196V227H193ZM213 226H214V225H213ZM6 227H7V226L5 225V228H6ZM74 227H76V226H74ZM74 227H73V228H74ZM90 227H91V225H90ZM110 227H111V230H110ZM206 227H207V225H206ZM206 227H203V228H206ZM222 227H223V226H222ZM3 228H4V225H3ZM5 228H4V231H5ZM70 228H71V227H70ZM100 228L103 230V228H102L101 226H100ZM135 228H134V229H135ZM156 228L158 229V228H160V226H159V227H156ZM186 228H185V230H187ZM192 228L189 227V229H191V230H192ZM209 228H210V226H209ZM216 228H217V227H215V228H212V227H211L212 230L214 229L213 231H215ZM219 228H221V225L219 226ZM219 228H218V229H219ZM38 229H39V227H38ZM77 229H78V228H77ZM77 229H75V230H77ZM84 229H85V228H84ZM91 229L97 231V229H95V228H90V230H91ZM134 229H133V232H134ZM157 229H156V230H157ZM160 229H162V228H160ZM196 229H197V228H196ZM198 229H199V227H198ZM198 229H197V230H198ZM6 230H8V227L6 228ZM75 230H74V231H75ZM82 230H83V228H82ZM82 230H81L80 233H82ZM120 230H121V229L119 228V231H117V232H118V235H119V232L122 233V231H123V230H121V231H120ZM127 230H126V231H127ZM135 230H136V229H135ZM137 230H138V229H137ZM137 230L135 231V233H136V236H139V235H137ZM141 230H142V229H141ZM141 230L139 229V231H141ZM143 230H144V228H143ZM152 230L154 231V229H152ZM193 230H194V229H193ZM193 230L191 231L192 233H193ZM197 230H195L194 233H196ZM212 230H211V231H212ZM221 230H223V229H221ZM87 231H88V230H87ZM165 231H166V230H165ZM187 231H188V230H187ZM187 231H186V233H187ZM200 231H201V228H200V230H199V235H200V233H202V232H203V233L206 232V229H204V231H203V229H202L201 232H200ZM208 231H209V230L207 229V234L210 232V231H209V232H208ZM213 231L210 232L209 235H210V234L212 235ZM219 231H220V230H219ZM75 232H76V231H75ZM93 232H94V234H95V231H93ZM98 232H99V231H98ZM108 232H107V233H108ZM159 232H161V233H160L161 235L165 233L163 230H161V231H159ZM162 232H163V233H162ZM191 232H190V233H191ZM215 232H216V231H215ZM2 233H3V232H2ZM6 233H7V231L5 232V234H6ZM12 233H13V232H12ZM84 233H86L85 230H84ZM84 233L81 235V236L84 235L83 238H85V234H84ZM101 233H102V232H100V234H101ZM109 233H108V234H109ZM114 233H115V232H113V234H114ZM139 233H140V232H138V234H139ZM142 233H143V232H141V234H142ZM154 233H155V231L153 232V234H154ZM186 233H185V234H186ZM188 233H189V232H188ZM188 233H187V234H188ZM194 233H193V234H194ZM219 233H220V232H219ZM221 233H224V232H221ZM90 234H91V231H90L89 235H90ZM92 234H93V233H92ZM94 234H93V235H94ZM113 234H112V235H113ZM116 234H117V233H116ZM122 234H123V233H122ZM124 234H125V233H124ZM129 234L132 236L134 233H133V234L129 233ZM129 234H127V235L130 236ZM153 234H152V235H153ZM156 234H157V233H156ZM156 234H155V235H156ZM158 234H159V233H158ZM185 234H184V236H185ZM214 234H216V233H214ZM8 235H9V233H8ZM13 235H14V234H13ZM76 235H77V233H76ZM78 235H79V233H78ZM87 235H88V234H87ZM127 235H126V236H127ZM145 235H146V234H145ZM150 235H151V233H150ZM152 235H151V236H152ZM155 235H154V236H155ZM161 235H159V236H161ZM219 235H220V234H219ZM223 235H224V234H223ZM3 236H6V235L2 234V237H3ZM81 236H80V237H81ZM94 236H95V235H94ZM102 236L104 237L105 234L102 233V235H101L100 237L102 238ZM106 236H107V234H106ZM108 236H109V235H108ZM108 236H107V237H108ZM143 236H144V235H143ZM151 236H150V238H151ZM156 236H157V235H156ZM162 236H164V235H162ZM190 236H192V235L190 234ZM202 236H203V234H202ZM202 236H201V237H202ZM204 236H205V234H204ZM216 236H217V235H216ZM220 236H222V235H220ZM11 237H12V235H11ZM15 237H16V236H15ZM15 237H14V238H15ZM90 237H91V236H90ZM92 237H93V236H92ZM92 237H91V238H92ZM98 237H99V233H98ZM107 237H106V238H107ZM144 237H146V236H144ZM199 237H200V236H199ZM206 237H207V235L205 236V238H203V240L206 239ZM16 238H17V237H16ZM83 238H82V239H83ZM91 238H90V239H91ZM94 238H95V237H94ZM104 238H105V237H104ZM128 238H129V237H128ZM128 238H125V240H129V239H130V238H129V239H128ZM137 238H138V237H137ZM147 238H148V237H147ZM152 238H153V236H152ZM155 238H156V237H155ZM157 238L161 239L160 237H157ZM157 238H156L157 242L160 243V242H159L160 240L158 241ZM1 239H3V238H1ZM5 239H6V238H5ZM9 239H10V236H8V239H7V240H9ZM18 239H19V238H18ZM85 239H86V241H87V237H86ZM98 239H99V238H98ZM145 239H146V238H145ZM148 239H149V238H148ZM163 239H164V238H163ZM163 239H162V240H163ZM197 239H198V238H197ZM199 239H201V238H199ZM15 240H16V239H15ZM15 240H13V242H15ZM31 240H34V241H35V239L31 238V239L29 240L30 243L34 244L38 239H36L35 242H31ZM101 240H102V239H101ZM130 240H131V239H130ZM132 240H133V239H132ZM132 240H131V241H128V243L131 242V243L133 244V245H131V243H130V245L132 246V249H133V248H134V249H138V248L135 247L136 245L133 243ZM135 240H136V239H135ZM139 240H140V237H139ZM164 240H165V239H164ZM206 240H207V239H206ZM206 240H205V242H202V241H201L200 243H207L208 241L206 242ZM17 241H19V240H17ZM20 241H21V240H20ZM38 241H39V243H40V240H38ZM38 241H37L36 245L38 244ZM42 241H43V240L41 239V242H42ZM89 241H90V240H89ZM91 241L94 242L95 239L93 240V238H92ZM96 241H97V239H96ZM98 241H99V240H98ZM105 241H106V239H104V242H103V243H105ZM146 241H148L147 246L152 242L151 239H150V240H146ZM149 241H151V242H149ZM225 241H226V240H225ZM4 242H5V241H3V244H4ZM8 242H11V240L8 241ZM25 242H26V241H25ZM50 242H51V241H50ZM142 242H143V241H142ZM144 242H145V241H144ZM166 242H167V241L165 240V243H163L164 246L166 245ZM230 242H231V241H230ZM15 243H16V242H15ZM18 243H20V245H21L22 242H18ZM26 243H28V242H26ZM42 243H43V242H42ZM51 243H54V242H51ZM86 243L88 244L89 242H86ZM99 243H100V242H98V247H97V245H96V242L94 243L96 246H94L93 243H92L91 245L94 246V248H95V247H96V248H99V247H100V246H99ZM101 243H102V242H101ZM154 243H155V242H154ZM158 243H157V244H158ZM196 243H197V242H196ZM3 244H2V246H3ZM10 244L12 245V242H11ZM13 244H14V243H13ZM43 244H44V243H43ZM105 244H106V243H105ZM108 244H109V243H108ZM108 244H107V245H108ZM110 244H111V243H110ZM143 244H144V243H142V245H143ZM152 244H153V242H152ZM160 244H161V243H160ZM160 244H159V245H160ZM167 244H168V242H167ZM7 245H8V244H7ZM7 245H6V246H7ZM14 245H15V244H14ZM20 245L18 244V246H20ZM36 245H35V246H36ZM39 245H40V244H39ZM39 245H38V247H39ZM41 245H42V244H41ZM41 245H40V247H39L40 250H41V247H42ZM45 245H47V244L45 243ZM51 245H52V247L54 246L53 244H51ZM56 245H57V243H56ZM58 245H59V244H58ZM91 245L88 246V248L90 247V249H91V248H92ZM102 245H103V244H102ZM102 245H101V246H102ZM107 245H106V246H107ZM112 245H113V244H112ZM112 245H109V247H111ZM134 245H135V246H134ZM159 245H158V246H159ZM204 245H205V244H204ZM204 245H201V247H200L199 244H198V246L200 247V249H201V248H204L206 251H208V248L206 249V248H205L206 246L204 247ZM207 245H208V243H207ZM0 246H1V245H0ZM16 246H17V244H16ZM21 246H23V244H22ZM24 246H25V245H24ZM24 246H23V247H24ZM32 246H33V245H32ZM114 246H115V248H116V245H114ZM150 246H151V245H150ZM156 246H157V245H155L154 247L156 248ZM169 246H170V245L167 246L168 249H170ZM198 246H197V248H199ZM202 246H203V247H202ZM233 246L237 247L238 244H237V245L235 244V245H233ZM9 247H10V246H9ZM50 247H51V246L49 245V248H50ZM52 247H51V248H52ZM57 247H58V246H57ZM112 247H113V246H112ZM137 247H138V244H137ZM144 247H145V245H144ZM152 247H153V246H152ZM152 247H151V248H152ZM160 247H161V249H163V247H162L161 245H160ZM165 247H166V246H165ZM6 248H7V247H6ZM11 248H12V247H11ZM19 248L21 249V247H18V249H19ZM39 248L36 247L37 250H39ZM45 248H48V246L45 247ZM49 248H48V249H49ZM51 248H50V249H51ZM55 248H56V246H55ZM55 248H54L53 250H55ZM58 248L60 249V247H58ZM94 248H92V249H94ZM103 248L105 249V247H103ZM118 248H119V247H117V249H118ZM142 248H143V247H142ZM158 248H159V247H158ZM158 248H157V249H158ZM167 248H164V249L166 250ZM3 249H4V248L2 247V251H3ZM20 249H19V250H20ZM36 249H35V250H36ZM42 249H44V248H42ZM50 249H49V253H50ZM64 249H65V248H64ZM64 249L62 248V250H60V253H64V251H63ZM111 249H112V248H111ZM113 249H114V248H113ZM113 249H112V250H113ZM117 249H116V250H117ZM134 249H133V250H134ZM139 249H140V245H139ZM139 249H138V250H139ZM145 249H146V247L144 248V250H142V252H144V251L147 250V249H146V250H145ZM148 249H150V248L148 247ZM153 249H154V248H153ZM157 249H155L154 252H153V253H155V251H157V254L155 253L156 256H154L155 258H153V257H150V258H149V257H148L149 255L147 256L148 259H145L146 264H158V263H159V261L157 262V259H158L160 256L162 257L163 254H162V255L159 254L160 251L158 252ZM164 249H163V251H164ZM171 249H173V248H171ZM209 249H210V247H209ZM9 250H10V248H9ZM19 250H18V251H19ZM27 250H28V249H27ZM31 250H32V249H31ZM57 250H58V249H57ZM97 250H98V249H97ZM102 250H103V249H102ZM105 250H106V249H105ZM105 250H103V251H105ZM159 250H160V249H159ZM175 250H176V249H174V251H175ZM201 250H202V249H201ZM205 250L203 251V253L207 256V254H208L209 252H207V254H206V253H205V252H206ZM18 251H17V252H18ZM21 251H23L22 253H25V252H24V251H25L24 249H22ZM21 251H20V253H21ZM46 251H47V250H46ZM62 251H63V252H62ZM107 251H108V250H107ZM118 251H119V250H118ZM152 251H153V250H151V252H152ZM161 251H162V250H161ZM174 251H173V253H174ZM3 252H4V251H3ZM32 252H33V251H32ZM34 252H36V251H34ZM38 252H39V251H38ZM44 252H45V251H44ZM47 252H48V251H47ZM47 252H46V253H47ZM56 252H57V251H56ZM110 252H111V251H110ZM114 252H115V251H114ZM114 252H113V253H114ZM149 252H150V250H149ZM164 252H165V251H164ZM219 252H220V250H219ZM10 253H11V251H10ZM13 253H15V251H14V252L12 251L11 255H12ZM27 253H30V252H27ZM27 253H26V254H27ZM46 253H44V254H46ZM51 253H52V251H51ZM108 253H109V252H108ZM122 253H123V252H122ZM138 253H139V252H136V254H138ZM145 253H146V252H144V254H145ZM153 253H152V255H153ZM166 253H167V252H166ZM170 253H172V250H170ZM175 253H177V251H175ZM3 254H6V253H3ZM18 254H19V253H18ZM32 254H33V253H31L30 258L33 260V262H35L37 259H38V260H40V259L42 260V259H43L42 257H44V256H42V257L40 258V256H37L38 254H36V255H35V254L32 255ZM53 254H54V252H53ZM53 254H52V255H53ZM95 254H97V251L95 252ZM106 254H107V252H106ZM124 254H125V253H124ZM139 254H140V253H139ZM148 254H149V253H148ZM150 254H151V253H150ZM158 254H159V255H158ZM177 254H178V253H177ZM204 254H203V255H204ZM16 255H17V253H16ZM19 255H20V254H19ZM24 255H25V254H24ZM24 255H23V256H24ZM27 255H28V257H29V254H27ZM41 255H42V254H41ZM56 255H57V254L54 255V256H55V257H54L55 261H54L53 263H55L56 261L58 262V260H59V262H60L61 264H63V262L60 261V258H58V259L56 258ZM82 255H83V253H82ZM103 255L105 256V254H103ZM122 255H123V254H122ZM146 255H147V254H146ZM146 255H142V256H145V257H146ZM152 255H150V256H152ZM164 255H165V254H164ZM169 255H170V254H169ZM173 255H176V254H173ZM219 255H220V254H219ZM219 255H218V256H219ZM0 256H1V255H0ZM5 256H6V255H5ZM21 256H22V255H21ZM21 256H19V258H20ZM23 256H22V257H23ZM47 256H48V254H47ZM47 256L45 255V257H47ZM79 256H81V255H79ZM83 256H84V255H83ZM104 256H103V257H104ZM106 256H107V255H106ZM106 256H105V257H106ZM119 256H120V255H119ZM125 256H126V255H125ZM125 256H124L123 258H126ZM140 256H141V255H140ZM140 256H139V257H140ZM157 256H159V257H157ZM166 256H168V255H166ZM170 256H171V258L174 257V256H172V255H170ZM170 256L168 257L169 260H170ZM176 256H177V255H176ZM7 257H8V256H7ZM15 257H17V256H15ZM22 257H21V259H22ZM25 257H26V256H25ZM38 257H39L40 259H39ZM45 257H44V258H45ZM48 257H49V260H48V261H50V260H51V259H50V258H51V255H49ZM48 257H47V259H48ZM52 257H53V256H52ZM98 257H99V254H98ZM105 257L103 258L104 260L107 259V258L105 259ZM107 257H108V256H107ZM139 257H137V258H139ZM156 257H157V259H156ZM177 257H178V256H177ZM219 257H222V256L220 255ZM219 257H218V258H219ZM4 258H5V257H4ZM11 258H12V256H11ZM11 258H8L9 261H11V260H10ZM17 258H18V257H17ZM17 258H15V259H17ZM30 258H29V259H30ZM99 258H100V257H99ZM108 258H109V257H108ZM119 258H120V259H119ZM119 258L117 257V258H115V259H119L118 261H119L120 263H123V260H124V259L121 258V257H119ZM129 258H130V256H129L126 260H129ZM134 258H135V256H134ZM137 258H136V259H137ZM162 258H163V257H162ZM0 259L2 260V259H3V256H2V258H0ZM6 259H7V258H6ZM6 259H5V260H6ZM15 259L13 258V261H14V262H16ZM27 259H28V258H27ZM47 259H45V260L47 261ZM52 259H53V258H52ZM54 259H53V260H54ZM61 259H62V258H61ZM95 259L97 260V258H95ZM100 259L102 260V257H101ZM115 259H114V260H115ZM155 259H156V260H155ZM177 259H178V258H177ZM177 259H176V260H177ZM1 260H0V263H1ZM41 260H40V261H41ZM43 260H44V259H43ZM45 260H44L43 262H45ZM53 260H52V261H53ZM85 260H86V259H85ZM120 260H121L122 262H121ZM134 260H135V259H134ZM134 260H133V258H132V261H134ZM137 260H138V259H137ZM137 260H135V261L137 262ZM164 260H165V258H164ZM164 260H163V262H162L163 264L165 263ZM169 260L167 259V261H169ZM18 261H19V260H18ZM29 261H30V260H29ZM40 261H39V262H40ZM64 261H65V260H64ZM107 261H110V260H107ZM130 261H131V260H130ZM130 261H128V262H130ZM132 261H131V262H132ZM171 261H172L173 264H175V262H174V261H175V258H174V261H173V260H170V262H171ZM41 262H42V261H41ZM65 262H67V261H65ZM95 262H96V261H95ZM103 262H104V261L102 260V264H103ZM105 262H106V261H105ZM124 262H125V260H124ZM170 262H169V263H170ZM177 262H178V260L176 261V264H177ZM206 262H207V261H206ZM206 262H205V263H206ZM5 263H6V262H5ZM11 263H12V261H11ZM37 263H38V262H37ZM46 263H47V262H46ZM51 263H52V262H51ZM51 263H50V264H51ZM68 263H69V262H68ZM96 263H97V262H96ZM96 263H95V264H96ZM113 263H114V262H113ZM113 263L111 262V264H113ZM117 263H118V262H117ZM120 263H119V264H120ZM143 263H144V262H143ZM160 263H161V261H160ZM160 263H159V264H160ZM202 263H203V262H202ZM202 263H201V264H202ZM205 263H203V264H205ZM6 264H7V263H6ZM9 264H10V262H9ZM14 264H15V263H14ZM35 264H36V263H35ZM38 264H40V263H38ZM57 264H58V263H57ZM65 264H66V263H65ZM69 264H70V263H69ZM105 264H107V262H106ZM109 264H110V262H109ZM115 264H116V262H115ZM127 264H131V263H127ZM134 264H136V263H134ZM137 264H139V262H138ZM144 264H145V263H144ZM170 264H171V263H170ZM206 264H207V263H206Z\"/></svg>",
  "mask_w": 264,
  "mask_h": 264
}]
</instances>
